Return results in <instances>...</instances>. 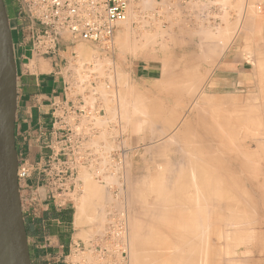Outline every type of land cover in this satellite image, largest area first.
Segmentation results:
<instances>
[{"label": "bare ground", "instance_id": "1", "mask_svg": "<svg viewBox=\"0 0 264 264\" xmlns=\"http://www.w3.org/2000/svg\"><path fill=\"white\" fill-rule=\"evenodd\" d=\"M137 1L138 0H136L135 2L137 3ZM214 1V0H213ZM219 2H220V0H218ZM222 1V0H221ZM224 1V0H223ZM229 1V0H228ZM227 1V4H229V2ZM232 1V0H231ZM241 1V2H240ZM240 1H237V2H239V3H241V5H242V7H243V3H246L245 4V8H244V11H243V13H242V18H241V11L239 12L240 13V17L239 18H241L240 19V24H239V27L236 29V31H235V35H234V37L232 38V40H231V42L230 43H228L227 44V42H225L226 40H222V37H220V39H219V36H218V34H216V33H214V30H212L213 32H211L209 35H206V36H208L209 38H208V40L210 41V43H211V45H210V43H209V45L210 46H208L206 43L207 42H209V41H207V38H205L206 39V41L204 40V38H203V42L205 43V47L204 48H207V47H209V52H208V54H209V60H210V62H209V60L207 61V64H208V62L211 64V62L213 63L215 60H217V58L220 56V52L222 51V49H224L223 50V53L221 52V56L219 57V58H221L223 55H227L228 56V53H226L227 52V50L229 49V46L231 45V43L232 42H235L238 38L239 39H243V40H245L244 38V34H243V32H240V30H246L245 31V33H247L248 34V31H249V28H250V26H252V18H253V16H255L254 14H255V12H254V10H255V8L257 9V7H256V5H255V2H254V0H248V1H246V2H243V0H240ZM3 2H4V0H3ZM134 2V1H133ZM140 2V1H139ZM154 2H155V0H142L140 3H139V6H140V4H142L143 5V9L144 10H148L149 8L150 9H152L151 8V6L154 4ZM165 2V1H164ZM225 2V1H224ZM234 3H232L231 5H233V4H235V0L233 1ZM236 2V5L238 4ZM262 2V1H261ZM136 3H132V0H131V3L129 4V6H128V10H127V16H126V18L124 19V20H122V21H117L116 23H115V29L113 30V32H112V35H111V42L110 43H108V44H94V43H90V44H92V45H94V46H96V47H99L101 50H105L104 48H106L107 50H109V51H111L112 49H114V47H115V42L114 41H116V43H117V46L119 47H116V48H118V49H120V51L123 49V48H125V47H128L129 48V46H128V40L127 39H129V37L133 34V28L131 27V23L132 22H134V21H136L137 19H138V21L142 18L143 19V15H141V13L139 14V12L141 11V9L142 8H140L138 5H136ZM158 3V2H157ZM160 3V2H159ZM5 4V3H4ZM156 4V3H155ZM193 4H194V2H193ZM224 5H226V3L224 4ZM230 5V4H229ZM229 5H228V7H229ZM236 5H234V6H236ZM239 6H240V4H238ZM5 6V5H4ZM164 6V5H163ZM140 9H139V8ZM223 7V6H222ZM242 7H239V8H241L242 9ZM234 8V7H233ZM237 9H238V7H236ZM259 8V7H258ZM235 9V8H234ZM233 9V10H234ZM260 9V8H259ZM258 9V10H259ZM157 10V9H156ZM257 10V11H258ZM262 10H264V9H262ZM151 11V10H150ZM149 11V12H150ZM256 11V10H255ZM257 11H256V13H257ZM7 12V11H6ZM147 12V11H146ZM164 12V11H163ZM223 12H225V11H223ZM262 11H260L259 13H261ZM143 13V12H142ZM161 13V12H160ZM236 13H237V11H236ZM258 13V14H259ZM144 14V13H143ZM159 14V13H158ZM162 14V13H161ZM199 14V13H198ZM207 14V13H206ZM257 14V15H258ZM18 16H19V13L17 14ZM145 15V14H144ZM150 15V14H149ZM148 15V16H149ZM153 15V14H152ZM225 15V14H224ZM223 15V16H224ZM227 15H229V14H227ZM226 15V16H227ZM238 15V14H237ZM262 15V14H261ZM8 16V15H7ZM140 16H143V17H141L140 18ZM151 16V15H150ZM207 16V15H206ZM20 18V17H19ZM146 18V17H145ZM151 18H152V16H151ZM158 18V17H157ZM169 18V17H168ZM200 18V17H199ZM260 18V17H259ZM262 18V17H261ZM8 19H9V17H8ZM22 19V18H21ZM149 19V18H148ZM147 19V20H148ZM225 19V21H227L226 19V17L224 18ZM236 19H238V18H236ZM236 19H235V21H236ZM255 19V18H254ZM145 19H143L142 20V22L144 21ZM159 20V19H158ZM207 20V19H206ZM205 20V21H206ZM232 20H234V19H232ZM231 20V21H232ZM24 21V20H23ZM150 21V20H149ZM254 21H256V20H254ZM25 22V21H24ZM137 22V21H136ZM141 21H140V25H141V23H142ZM144 22H146L147 23V21L145 20ZM144 22H143V24H144ZM156 22V21H155ZM158 22V21H157ZM237 22V21H236ZM135 23V22H134ZM133 23V24H134ZM154 23V22H153ZM137 24V23H136ZM123 25H125V32H122L121 31V28L123 27ZM148 25V24H147ZM150 25V24H149ZM207 25H209V24H207ZM212 25V24H211ZM262 25V24H261ZM142 26V25H141ZM184 26V25H183ZM224 26V25H223ZM263 26V25H262ZM159 27V26H158ZM229 28H230V25L228 26ZM139 28H141V27H139ZM216 28V27H215ZM231 28H233V27H231ZM230 28V29H231ZM252 28V27H251ZM259 28H261V27H259ZM155 29V28H154ZM162 29V28H161ZM220 29V28H219ZM228 29V28H227ZM238 29H240V30H238ZM253 29H255L254 27H253ZM264 29V28H263ZM223 30V29H222ZM256 30V29H255ZM163 31V30H162ZM203 31V30H202ZM229 31V30H228ZM259 31H261V29L259 30ZM259 31H257L258 33H259ZM264 31V30H263ZM115 32V33H114ZM198 32V31H197ZM201 32V31H200ZM199 32V33H200ZM222 31H220V33H221ZM253 32H255V31H253ZM63 34H62V36H63V38L66 40V38H65V36H68V38L70 39V43L71 42H73V41H81V40H79V39H72L71 37H69V36H71V35H69V33H67V32H62ZM148 33V32H147ZM151 33V32H150ZM155 34H156V32H154ZM160 33H162V32H160ZM187 33V32H186ZM205 33V32H204ZM223 33V32H222ZM239 33V34H238ZM257 33V34H258ZM137 34V33H136ZM224 34V33H223ZM251 34V33H250ZM260 34V33H259ZM142 35V34H141ZM144 35H146V34H144ZM152 35H154V34H152ZM151 34H150V37L152 36ZM162 35V34H161ZM227 35V34H226ZM115 36V38H116V40H114L113 41V37ZM149 36V35H148ZM159 36V35H158ZM188 36V35H187ZM200 36V35H199ZM57 37H59V36H57ZM133 37H134V35H133ZM132 37V38H133ZM145 37V36H144ZM143 37V38H144ZM153 37V36H152ZM131 38V39H132ZM154 38V37H153ZM189 38L190 37H188V41H189ZM257 38H258V36H257ZM147 39H149V37H147ZM180 39V38H179ZM183 39V38H182ZM186 39V38H185ZM135 39H132V41H134ZM152 41H153V39H151ZM181 40V39H180ZM199 40V39H198ZM202 40V39H201ZM228 40V39H227ZM240 40V41H241ZM67 41V40H66ZM148 41V40H147ZM171 41H173V40H171ZM187 41V42H188ZM190 41H192V40H190ZM196 41V40H195ZM221 41V44L224 46H222L219 42ZM247 41V40H246ZM245 41V42H246ZM84 42V41H83ZM85 42H88L89 43V41H85ZM149 42H151V41H149ZM199 42V41H198ZM261 43L263 42V40L261 39V41H260ZM43 43H45L44 41H43ZM114 43V44H113ZM140 43V42H139ZM146 42H144V44H145ZM154 43V42H153ZM172 43V42H171ZM182 43H185V42H182ZM204 43H202L203 44V46H204ZM243 43V42H242ZM247 43V42H246ZM256 43V42H255ZM258 43V42H257ZM264 43V42H263ZM45 44H47V43H45ZM79 45H78V47L76 48V49H73V51L75 50V53H74V55H73V58L75 59V61H74V63L75 64H71L73 61L71 60V62H70V69L71 68H73L74 70H76L75 71V73L78 71V70H80V69H82L83 70V68H87V70H89L90 71V73L92 74V73H100V74H102L103 72H102V70H103V68L101 67V65H100V60L98 59V60H92L91 61V56L93 55V53H92V55H91V52L94 50V47H93V50L91 49V48H89V47H86V46H84V45H81V42L80 43H78ZM132 44H133V42H132ZM143 44V45H144ZM177 44V43H176ZM179 44V43H178ZM200 44V43H199ZM248 44H250V43H248ZM162 45V44H161ZM160 44H159V46H161ZM207 45V46H206ZM222 46L221 48H220V46ZM251 45V44H250ZM258 45V44H257ZM263 45V44H262ZM134 46V45H133ZM133 46H132V48H129V49H133ZM137 46V45H136ZM138 46H140L141 47V45H138ZM138 46L137 47H134V48H138ZM167 46V45H166ZM170 46V45H169ZM244 46H245V44H244ZM251 47V46H250ZM249 46L248 47H246V48H249L248 50L249 51H247V52H250L251 53V49L252 48H250ZM115 48V49H116ZM128 48H127V50H128ZM144 48H145V45H144ZM203 48V47H202ZM244 48V47H243ZM242 48V49H243ZM114 49V50H115ZM221 49V50H220ZM262 49H263V47H262ZM97 50V49H96ZM246 50V49H245ZM205 51V50H204ZM260 51V50H259ZM113 52V51H112ZM121 52H123V51H121ZM126 52V51H125ZM124 52V53H125ZM129 52V51H128ZM206 52V51H205ZM252 52H253V50H252ZM263 52V51H262ZM262 52H260V54H261V57L260 58H263V56H262ZM96 53V52H95ZM94 53V54H95ZM107 53V52H106ZM119 53V52H118ZM264 53V52H263ZM98 54V53H97ZM200 54V53H199ZM202 54V53H201ZM205 54V53H204ZM207 54V55H208ZM252 54V53H251ZM207 55H206V57H207ZM248 55V54H247ZM247 55H245L246 57H247V60L249 59L250 60V58H248L249 56H251L250 54L247 56ZM253 55V54H252ZM257 55V54H256ZM264 55V54H263ZM94 56V55H93ZM185 56V55H184ZM199 56V55H198ZM202 56V55H201ZM254 56V55H253ZM258 58H259V56H257ZM93 58V57H92ZM95 58V57H94ZM93 58V59H94ZM98 58V57H97ZM197 58H199V57H197ZM254 57H251V59H253ZM96 59V58H95ZM107 59H108V57H107ZM106 58H105V60H107ZM178 59L179 60H181L178 64H177V62H176V64H177V66H176V64H175V66H173L174 65V63H175V61H170L171 63L172 62H174V63H165L164 64V62H163V74L165 75V78L163 79V81H167V83H169L168 81H169V79H171V77H170V75L173 73L174 74V72H178L179 73V71H181V69H182V67L185 65V63H184V61H182V59H181V57H178ZM178 59H176V60H178ZM192 59V58H191ZM190 59V60H191ZM264 59V58H263ZM186 60V59H185ZM197 60H199V59H197ZM211 60H213V61H211ZM232 60V59H231ZM254 60H256V65L257 64H259V65H257V67L258 66H260V67H256V69H255V71H254V74H253V80H254V88H255V90L256 91H251V92H247L245 95H246V100L244 101V103L246 102V105H247V107H241L244 103H240V105H239V108L237 109L236 108V104H239V103H234L233 105H232V107L231 108H233V109H231V111H233V114L232 115H235L233 118L230 116V118H228L229 119V121L230 120H234L233 121V124L232 123H230L229 122V124H231V125H228V126H226V124H224L226 127H225V129L228 131V134L230 135H232V133H230L231 131L233 132V135H234V137H232L231 139H232V141H231V139H230V137H229V135H226V134H217L216 135V132H214V130L216 129V126H219L218 124H217V122H219V121H217V120H215V121H217L216 123H214L215 121H213L214 119H218L219 118V116H220V114H218V113H220V112H216L217 114H218V116L216 117L215 116V114L213 115V118H212V116L211 115H209V117H207V116H205L204 118H205V121H204V124H202V126H201V131H202V133H201V131H200V134L198 135V134H196L198 131H196L195 132V130L197 129H195V128H192V126L194 125V123H195V120H196V122H197V118H201V108L203 109V106L204 105H206L207 103H205L206 102V98H207V96L208 95H210L213 91H214V89H216V84L214 83V79H213V76H212V74H213V71L211 72V73H208V76H206V78H204L203 77V79H202V81H201V78H200V80H199V76H197V74L199 73H197L196 75H192L191 77H190V72L188 73L189 75L188 76H186L185 78H183V76L184 75H182V78L180 77H176L177 79H175V77H174V81L172 80V82L173 83H169L170 85H168V86H166V84H165V88L162 86V87H159V91L160 92H163L162 91V89L164 90V94L166 93V91H167V93L164 95L165 97L167 96L168 97V99H169V96L171 97V98H173L172 100H174V101H176L175 102V104H177V105H179V107L181 108L180 109V113L178 114V115H181V116H179L178 117V119H177V114H175V112L174 111H176L171 105V107L174 109L173 110V112H174V114H175V117H171V116H173L174 114H173V112H172V110L170 109L169 110V112H171V116L170 115H167V114H163V112H162V115H160V111H159V108H160V106H158L157 107V109H158V113L157 114H159L160 116H158V115H156V112H155V110H156V108H152V107H155L156 106V104H155V102H152L153 100H155L156 98H153V100H152V98H150V97H154L151 93H149L148 91V95H150L149 97H148V95L146 94V96L144 95V98H146L145 100H147V99H151L150 101L154 104V106L152 105V103L151 102H149V104H150V106H149V104L147 103V101L144 103V100H143V103L144 104H146V105H144V107L143 106H141V107H143V109H144V111L141 109V112L143 113V114H146V116H147V118L145 119V115L141 118V119H137V120H139V121H142V122H144V121H147V122H149L150 124L148 125V127H149V130H151V132H150V135H151V138H153L155 135H157L156 133L158 132H156L155 133V131L157 130V128L155 127V122L156 121H158V124H159V121H162V124L164 125V123H165V127L164 126H162L161 124H159V125H161L163 128H165L166 129V122L167 121H169V122H171L170 124L172 125H170V126H168L169 128H170V130H171V128H173V125H176V127H174V131H173V133L174 132H176L177 131V133H175L174 135H173V133L171 134V135H173L171 138H173L174 139V141H175V139L176 138H178V142L181 140L180 139V137H181V132L184 130L185 131V129L186 128H190V129H192V130H194L192 133L193 134H195V135H190V136H187V138L189 137H193L194 136V138H193V143H192V141H191V138H190V144H189V147L188 148H193V147H195V148H193V149H199V151L200 150H202V152H203V154H201V155H204L205 156V158H204V156H202L204 159H203V161L201 162L200 161V158L198 159L197 157L199 156V155H196V153H193L194 152V150H193V152H192V156L194 155H196V159H197V161H196V159H195V157H194V160H193V158H192V156L190 157V156H187L191 151H192V149H191V151H190V149L188 150L187 149V151H189V153H187V152H185V154H187V155H185V158L186 159H184V157H183V159L185 160V162H188V163H190V159H191V161L193 160V161H195V162H193V166H191V167H188L187 168V172H184V170H186V167H187V165H186V163L185 162H183V163H181V164H184V165H186V167L184 168L183 166L184 165H181V167H183V168H180V167H178L177 169H176V167H177V164L175 165L176 167L174 168L175 170H173V167H171L172 169H170L169 168V172L171 173L170 175H169V177L167 178V180H165V179H162V180H165V181H162V182H155L156 184H154L153 183V181L151 182V181H149V182H151L152 183V185H154V187L155 188H153V186L151 185L150 186V183H149V185L147 184V186H148V188H149V186H150V188H153V189H151V191L150 190H144V189H146V184H145V187L143 188V185L142 184H144V182L145 183H148V182H146L147 181V179H145V181L144 180H140L139 179V182H138V177H136L137 178V182H138V184L139 185H137V186H140V181L142 182V184H141V186L142 187H138V188H143L142 190H139V192L137 191V186L135 187V188H133V190H131L132 191V194L131 195H133V194H135L136 195V197H137V193L138 194H140V193H142L143 191H146L147 193L146 194H148V192H149V194L152 192V190H154V191H158L159 193H157L158 194V196L157 197H154L153 196V198H154V200L151 202V204H149L150 202H144V200H141V204H140V206H137V205H139V203L140 202H138L137 201V203L135 202L136 201V199H138V197H140V196H138L137 198H135V196L133 197V196H131V197H133V199L134 200H131V198H129L130 199V201H132L131 203L133 204V201L135 202V204L134 205H130V207L128 206L129 205V202H128V204H127V206L126 207H129L128 209H129V211L125 208V216H123L124 217V219L123 218H121L123 221H124V223H122V224H124L125 225V230H126V232H125V230H124V232H125V234L123 233V231H122V233L124 234V236H125V238H124V236H123V234H122V236H123V240H125V242H126V247H127V252H128V254H129V256H131V258H132V264H207V262L206 261H208L210 258H212L211 257V253L210 252H212V251H209V254H210V256L208 257V253H207V251H208V248H209V250H210V248H215L216 246H221L222 244H224V242H228V244H229V246H230V244L232 245L233 244V241H232V239L234 240V242H235V239H238V238H240V237H237L238 235H240V234H242L245 238H248L249 240H247L248 241V243H250L251 242V240H253V238L255 239L256 238V236H258V234H255V236L253 235L254 233H257V232H261L260 230H258V231H256L255 230V232H252L253 231V227H251L252 225L251 224H254V222L257 220V217L260 215V213H258L257 212V216H256V211L255 210H257V211H259V212H261V211H263L264 210V207H260V208H257L258 207V203H257V207H255L254 205H253V203H255L256 201H257V199H256V196H259V200L258 201H264V190H263V186H264V183H261V181H260V183H257V178L259 177L260 178V176H258V173H260V172H262L263 170H264V168H263V170L262 169H260V167L262 168V166H264V137H263V135H262V133L264 132V131H262V130H264V126L263 127H261V129L262 130H259L260 129V126L262 125L261 123H263L260 119H262V117H264V115L263 116H261V113L262 112H264V110L261 112V113H259L258 114V112H256L255 113V115H258V118H260V119H258V120H250V116L248 115V114H246L248 111V108H249V106H251L250 108H256V107H254V105L255 106H257L258 104L260 105L261 103H260V101L262 100L263 101V105H264V98L262 99V97H264V96H262L261 97V100H259L258 99V94H256L257 95V99L259 100H257L256 99V95H255V92L256 93H258L260 90H263L264 91V89H263V87H264V75H263V71L264 70H262L263 69V67H262V65L264 64L263 62H264V60H262V59H260L259 61H258V59L256 58V59H254ZM102 61H104L103 59H102ZM193 61V60H192ZM257 61H258V63H257ZM260 61H262V63L260 62ZM90 62V64H88ZM107 62H109V61H107ZM197 62V61H196ZM199 62V61H198ZM217 63V62H216ZM254 63V62H253ZM253 63H252V65H253ZM162 64V63H161ZM198 64V63H197ZM87 65H89V66H87ZM110 65V64H109ZM114 65L115 66H113L114 68H115V72H117L116 74L118 75V73L120 72V66L117 64V63H114ZM69 66V65H68ZM111 66H112V64H111ZM215 66V65H214ZM264 66V65H263ZM107 68V67H106ZM109 68V67H108ZM111 68V67H110ZM185 68V67H184ZM69 69V70H70ZM113 69V68H112ZM203 70V69H202ZM208 70H210V69H208ZM83 71H85V70H83ZM106 71V70H105ZM205 71V70H204ZM81 73H82V71H80ZM209 72V71H208ZM79 73V72H78ZM86 73V72H85ZM121 73V72H120ZM177 73V74H178ZM207 74V73H206ZM87 75V74H86ZM110 75V74H109ZM120 75V74H119ZM122 75V74H121ZM186 75V74H185ZM79 76H81V75H79ZM87 76H89V75H87ZM176 76V75H175ZM177 76H180V75H177ZM116 77V76H115ZM119 77V76H118ZM173 77V76H172ZM73 78H75V77H73ZM117 78V77H116ZM120 78V77H119ZM124 78H125V76H124ZM112 79V78H111ZM158 79V78H157ZM123 80V79H122ZM73 81H75V80H73ZM115 81H117V80H115ZM126 81V80H125ZM157 81V80H156ZM219 81V80H218ZM113 82V81H112ZM155 82V81H154ZM171 82V81H170ZM75 83V82H74ZM122 83H123V81H122ZM163 83V82H162ZM220 83V82H219ZM129 84V83H128ZM156 84H158V81H157V83ZM191 84V85H190ZM202 84V86H201V88H199L200 90L197 92V89H198V87H199V85H201ZM221 84V83H220ZM73 85V84H72ZM102 85V84H101ZM124 85V84H123ZM136 85V84H135ZM214 85V86H213ZM227 85V84H226ZM99 86V85H98ZM134 86V85H133ZM159 86H160V84H159ZM125 87H126V85H125ZM132 87V86H131ZM156 86H154V88H155ZM168 88V90H166L167 88ZM169 87H171V89H176L177 88V92H176V94H174L173 92H172V94L173 95H171V89L169 88ZM173 87V88H172ZM176 87V88H175ZM124 88V87H123ZM122 88V91L123 90H126V89H123ZM100 89H102L101 90V96L102 97H104L103 99L105 100V97L106 98H108V96L107 95H109V93L111 92V90H110V92L108 91V92H106V91H103V88H100ZM117 89H119V88H117ZM133 89V88H132ZM143 89H145V88H143ZM88 90V89H87ZM95 90V89H94ZM97 90H98V88H97ZM139 90V89H138ZM158 90V89H157ZM169 90H170V92H169ZM223 90V89H222ZM91 91V90H90ZM93 91V90H92ZM143 91V90H142ZM158 91V92H159ZM173 91V90H172ZM176 91V90H175ZM258 91V92H257ZM99 92V91H98ZM118 92V91H117ZM117 92H116V94H117ZM197 92V93H196ZM227 92V91H226ZM89 93V92H88ZM91 93V92H90ZM93 93V92H92ZM100 93V92H99ZM111 93H113V92H111ZM131 93V92H130ZM143 93L145 94L146 92H141V95H143ZM229 93V92H228ZM227 93V94H228ZM262 93V92H261ZM71 94V93H70ZM123 94H125V92L123 93ZM129 94V93H128ZM128 94H126V96L125 97H127V95ZM223 94H224V92H223ZM73 95H75V94H73ZM77 95V94H76ZM90 95V94H89ZM111 95V94H110ZM120 95H121V93H120ZM132 95L134 96V95H136V94H133V91H132ZM219 95H221V94H219ZM261 95H264V93H262ZM260 95V96H261ZM132 96V98H137V97H141V96H135V97H133ZM163 96V95H162ZM92 97V96H91ZM95 97H96V95H95ZM94 97V98H95ZM113 97V96H112ZM117 97H119V103H118V101H117V106L119 105V107L118 108H116V110H115V107L113 106V108H114V111H115V113L113 112V111H110V110H112L113 108H112V106H110V104H107L106 106H108L109 108H111L109 111H110V114L112 113V116H113V114H115L114 116H116V118L118 117V119L117 120H119V121H122V122H124V123H128L129 121L130 122H132V121H134L133 119H130L129 118V116H128V114H130L129 113V110H132V112H135L134 114H136L137 112L138 113H140V109H139V107L140 106H138V99H137V101H136V98H135V101H136V103L137 104H133V107L131 108L130 107V105L128 106L127 104V102L125 101L124 102V100H123V98L121 99L120 98V96H117ZM122 97V96H121ZM143 97V96H142ZM142 97H141V99H142ZM167 97H166V99H167ZM210 97V96H209ZM208 97V98H209ZM217 97H218V95H217ZM216 97V98H217ZM222 97V96H221ZM143 98V99H144ZM177 98V99H176ZM207 98V99H208ZM242 98H244V97H242ZM100 99H101V97H100ZM125 99V98H124ZM140 99V100H141ZM176 99V100H175ZM210 99V98H209ZM213 99V98H212ZM223 98H220L219 97V101L220 102H222L221 100H222ZM245 99V98H244ZM102 100V99H101ZM108 100V99H107ZM110 100V99H109ZM118 100V99H117ZM125 100H127V99H125ZM134 100V99H133ZM157 100H159V98L157 99ZM156 100V101H157ZM217 100V99H216ZM249 100H252L251 102H249ZM254 100H256L257 102H258V104H254V103H257L256 101L254 102ZM16 101V100H15ZM94 101V100H93ZM92 101V102H93ZM111 101V100H110ZM113 101V100H112ZM129 101V100H128ZM135 101H134V103H135ZM208 101V100H207ZM106 101H104V103H105ZM108 102V101H107ZM116 102V101H115ZM160 102V101H159ZM158 102V103H159ZM164 102V101H163ZM214 102V101H213ZM212 102V103H213ZM219 102V103H220ZM78 103V102H77ZM110 103V102H109ZM127 103V104H126ZM141 103V102H140ZM139 103V104H140ZM157 103V102H156ZM158 103H157V105H158ZM161 103V102H160ZM174 103V102H173ZM209 103V102H208ZM218 103V104H219ZM106 104V103H105ZM112 104V103H111ZM163 104V103H162ZM161 104V107L162 106H164V104H165V106H167V103H165L164 102V104L162 105ZM249 104H251V105H249ZM113 105V104H112ZM140 105H142V104H140ZM149 107H151V105H152V107L149 109L148 108V106ZM176 105V106H177ZM207 105H209L210 106V104H207ZM215 105V104H214ZM217 105V104H216ZM220 105V108L218 107V110L217 111H222L223 112V109H221L222 108V104L220 103L219 104ZM230 105V104H229ZM234 105H235V108H234ZM245 105V104H244ZM243 105V106H244ZM257 106V109H253L254 111L256 110V111H261V110H259L260 109V107L261 106ZM262 105V104H261ZM218 106V105H217ZM216 106V107H217ZM128 107H130L131 109H129ZM206 107V106H205ZM212 107V106H211ZM226 105H225V107H224V105H223V108H225V110H228V109H226ZM72 108V107H71ZM147 108L149 109V110H147ZM163 108V107H162ZM161 108V109H162ZM165 108L166 107H164V111H165ZM168 108V107H167ZM167 108H166V110H167ZM244 108V109H243ZM261 108H263V107H261ZM74 109V108H73ZM208 109L210 110V107H208ZM217 109V108H216ZM221 109V110H220ZM235 109V110H234ZM237 109V110H236ZM264 109V108H263ZM71 110V109H70ZM76 110H77V108H76ZM82 110V109H81ZM84 110V109H83ZM239 110V111H238ZM241 110V111H240ZM252 109H249V111H251L249 114H252V113H254V111H253ZM147 111V112H146ZM161 111H163V109L161 110ZM230 111V112H231ZM245 111H246V113H245ZM70 112H72V110L70 111ZM166 112V111H165ZM168 112V111H167ZM178 112V111H177ZM176 112V113H177ZM213 112H215V110L213 111ZM228 112V111H227ZM229 112V113H230ZM239 114H241V113H245L246 115H241V117H239L240 116V114H239V116L238 117H236L237 115V113ZM73 113H74V111H73ZM223 113H225V112H223ZM223 113H221V115L223 116ZM236 113V114H235ZM109 114V115H110ZM133 114V113H132ZM131 114V117L133 116ZM143 114H140V116L141 115H143ZM169 114V113H168ZM198 114H200V115H198ZM205 114V113H204ZM210 114H211V112H210ZM264 114V113H263ZM108 115V114H107ZM106 115V116H107ZM227 115V114H226ZM231 115V114H230ZM248 115V116H247ZM253 115V114H252ZM259 115H260V117H259ZM67 116V115H66ZM69 116V115H68ZM67 116V117H68ZM135 116V115H134ZM170 116V117H169ZM198 116V117H197ZM242 116H244V117H242ZM245 116H247V117H245ZM73 117V116H72ZM169 117V118H168ZM203 117V116H202ZM206 117H207V119L208 118H211V119H208V122H210L209 124H207L206 125V123H208L207 122V119H206ZM221 117V116H220ZM225 117V116H224ZM252 117V116H251ZM70 117H68V120H70L69 119ZM97 118V117H96ZM102 118V117H101ZM106 118V117H105ZM110 119H111V117H109ZM113 118V117H112ZM199 118V119H200ZM236 120H235V119ZM249 118V119H248ZM254 118H255V116H254ZM78 119V118H77ZM95 119V118H94ZM107 119H108V116H107ZM107 119H103V120H101L102 122L104 121V120H107ZM114 119V118H113ZM170 119V120H169ZM222 119V120H221ZM219 118V120L221 121V123H222V121H225V120H223V118ZM225 119H226V117H225ZM251 119H253V117L251 118ZM72 120V119H71ZM109 120V119H108ZM108 120H107V122H108ZM135 120H136V118H135ZM163 120L165 121V122H163ZM263 120H264V118H263ZM73 121V120H72ZM101 121H100V124H101ZM110 121V120H109ZM112 121V120H111ZM115 121H116V119H115ZM114 121V122H115ZM201 122H203V120H200ZM226 121H227V119H226ZM237 121H239V122H241V123H239V122H237ZM253 121V122H252ZM259 121V122H258ZM261 121V122H260ZM113 122V121H112ZM121 122V123H122ZM256 122H258V125H255V124H257ZM72 123V122H71ZM82 123V122H81ZM198 123V122H197ZM200 123V122H199ZM235 123H239V124H241L240 126L242 127V123L243 124H245V128L247 129V127L250 129L249 131H245L244 129V125H243V127L242 128H244V129H242V131H245V132H247V134H248V132H250V131H253V133L255 132V133H257V132H261L260 134L262 135V137H261V135L258 133V138H256L257 140L256 141H254L253 143H252V145H253V147H251L250 149H254V150H252V151H248V150H246L247 152L245 153V150H241V149H243V148H236V147H238V146H236V147H234V150H238L239 149V151H240V154H242V152L244 151V155H243V157L242 158H244V160H240L242 163L240 164V162H238V165L240 164V168H238V169H241L240 171H243L244 169V171H245V173L246 172H249V173H246V175L248 176V177H250V186H249V184H247L248 186L247 187H244L245 186V184H242V182H240L241 180H239V179H243V178H241V175H242V173L244 172H242L241 174L240 173H237L239 170L237 169V167H236V165L237 164H235V162L237 161V159L236 160H234L235 158H237L238 156L236 155V154H238V153H236L235 154V152H237V150L236 151H234V154L233 153H231L232 151H233V149H230V146L229 145H231L232 147L231 148H233V146H235V145H237V141H239L238 140V136L240 135L239 134V131L238 130H240V126L239 125H237V128L236 127H234L235 126ZM260 123V124H259ZM82 124H84V123H82ZM114 124V126H115V123H113ZM117 124V123H116ZM120 124V123H119ZM216 126H215V125ZM253 124V125H252ZM72 125V124H71ZM75 125H76V123H75ZM81 125V124H80ZM79 125V126H80ZM94 125V124H93ZM97 125V124H96ZM107 125V124H106ZM125 125H127V124H125ZM124 125V126H125ZM138 126H136V128L134 129L135 131H141L142 130V127H141V125L140 124H137ZM223 125V123L221 124V127L222 126H224ZM233 125V126H232ZM247 125V126H246ZM252 125V127L254 126V127H256L257 126V128H256V131H254L255 129H254V127H253V129L250 127ZM91 126V125H90ZM105 126V124L103 125V127ZM120 126V125H119ZM122 126V125H121ZM120 126V127H121ZM199 126V125H198ZM211 126H214V128H210ZM76 126H74L73 128H75ZM81 127H82V125H81ZM80 127V128H81ZM126 127H128V126H126ZM126 127H123L122 126V131L123 130H125L126 129ZM162 127H160V128H162ZM197 127V126H196ZM221 127H219L220 128V131L219 132H221V130H225V129H222ZM77 128H79V127H76L75 129H77ZM155 128H156V130H155ZM162 128V129H163ZM200 128V127H199ZM198 128V129H199ZM219 128H217V129H219ZM224 128V127H223ZM259 128V129H258ZM175 129H176V131H175ZM190 129H186V132H188ZM213 129V130H212ZM217 129H216V131H217ZM252 129V130H251ZM257 129L259 130V131H257ZM94 130V129H93ZM105 130V129H104ZM117 130V129H116ZM120 130V129H119ZM120 130V131H121ZM127 130V129H126ZM188 130V131H187ZM248 130V129H247ZM77 131V130H76ZM76 131H75V133H76ZM97 131V130H96ZM119 131V132H120ZM162 131H164V130H162ZM168 130H166V132H167ZM217 131V132H218ZM79 132V131H78ZM86 132V131H85ZM88 132H89V130H88ZM116 132H118V131H116ZM165 132V131H164ZM169 132V131H168ZM171 132H172V130H171ZM186 132H182L183 133V136L185 135L184 133H186ZM190 132V131H189ZM204 132V133H203ZM224 132V131H223ZM241 132V131H240ZM80 133V132H79ZM78 133V134H79ZM104 133V132H103ZM160 133V132H159ZM252 132H250V134H251ZM252 133V134H253ZM118 134V133H117ZM190 134H191V132H190ZM243 134H245V135H243ZM83 135V134H82ZM85 135H87V134H85ZM97 135H99V134H97ZM100 135L102 136V134L100 133ZM149 135V136H150ZM170 135V136H171ZM196 135H198V136H196ZM219 135V136H218ZM255 136H257V134H254ZM254 135H248V137L249 138H254V137H252V136H254ZM81 136V135H80ZM84 136V135H83ZM158 137H159V134L157 135ZM178 136V137H177ZM220 136H222V137H220ZM228 136V137H227ZM242 136L244 137V136H246L245 138L247 139L248 137H247V135H246V133H242ZM241 136V138H243ZM73 137V136H72ZM104 137V136H103ZM161 137V136H160ZM195 137L197 138V139H195ZM93 138H94V136H93ZM124 138V137H123ZM157 138V137H156ZM156 138H154L155 140H156ZM163 138H164V140H166V137H164L163 136ZM162 138V139H163ZM167 138H169V135H168V137ZM170 138V139H171ZM186 138V139H187ZM74 139V138H73ZM78 139V138H77ZM101 139V138H100ZM170 139H167L168 141L170 140ZM172 139V140H173ZM180 139V140H179ZM230 139V140H229ZM240 139V138H239ZM93 140V139H92ZM94 140H95V138H94ZM93 140V141H94ZM122 140V139H121ZM172 140L170 141L171 143H172ZM188 140V139H187ZM195 140H197V142H195ZM241 140H243V139H241ZM255 140V139H254ZM74 141H76V140H74ZM73 141V142H74ZM81 141V140H80ZM87 141H91V140H87ZM93 141H91V142H93ZM96 141V140H95ZM123 141V140H122ZM159 141H161V140H159ZM176 141H177V139H176ZM175 141V142H176ZM107 142V141H106ZM111 142V141H110ZM155 142V141H154ZM165 142H167V141H165ZM170 142H167V144L169 143V144H171ZM232 142V143H231ZM75 143V142H74ZM73 143V144H74ZM182 143V142H181ZM186 143H188V142H186ZM230 143V144H229ZM239 143L241 144V142L239 141ZM245 143V142H244ZM248 143V142H247ZM72 144V143H71ZM174 144V143H173ZM229 144V145H228ZM76 145V144H75ZM96 145V144H95ZM99 145H100V143H99ZM98 145V146H99ZM110 145V144H109ZM144 145V144H143ZM148 145V144H147ZM146 145V146H147ZM182 145H184L183 143H182ZM185 145H187V144H185ZM185 145H184V148H185ZM243 145V144H242ZM248 145V144H247ZM97 146V145H96ZM125 146V145H124ZM123 146V147H124ZM146 146H143V147H146ZM179 147H178V149H179V152H181V151H183V150H185L184 148L183 149H181L182 147L180 146V145H178ZM191 146H193V147H191ZM74 147V146H73ZM72 147V148H73ZM117 147V146H116ZM199 147H201V149L199 148ZM118 148V147H117ZM176 148V147H175ZM236 148V149H235ZM96 149V148H95ZM125 149V148H124ZM123 149V150H124ZM177 149V150H178ZM245 149V148H244ZM248 149H249V147H248ZM88 150V149H87ZM117 150V149H116ZM173 150V149H172ZM176 150V149H175ZM176 150V151H177ZM181 150V151H180ZM73 150L71 149L70 150V152H72ZM77 151V150H76ZM75 151V152H76ZM81 151V150H80ZM126 151V150H125ZM144 151V149L142 150V152ZM170 151V150H169ZM186 151V150H185ZM197 151V150H196ZM195 151V152H196ZM198 151V152H199ZM229 151H231L230 153L231 154H233V156L235 155V156H237V157H235V158H233V156H232V160H233V163L235 164V168H234V165H232V163L231 164H229V162L231 161H229L228 162V165H226L225 164V158H227V157H225L224 159H223V157H220L221 155H224L223 153L224 152H228L229 153ZM238 151V152H239ZM242 151V152H241ZM90 152V151H89ZM94 152V151H93ZM149 152V146L148 147H146L145 148V153H143V157H145V155L147 154ZM175 152V151H174ZM178 152V151H177ZM184 152V151H183ZM201 152V153H202ZM88 153V152H87ZM76 154H77V152H76ZM82 154V153H81ZM150 154V153H149ZM181 155H182V153H180ZM197 154H200V153H197ZM230 154V155H231ZM75 155V154H74ZM79 155V154H78ZM85 155V154H84ZM89 155V154H88ZM98 155V154H97ZM119 155V154H118ZM179 155V154H178ZM189 155H191V154H189ZM242 155H240V157L242 156ZM18 156V155H17ZM123 156H124V154H123ZM142 156V155H141ZM148 156V155H147ZM146 156V157H147ZM183 156H184V154H183ZM187 156V157H186ZM226 156H227V154H226ZM228 156H229V154H228ZM82 157V156H81ZM84 157V156H83ZM86 157V156H85ZM96 157V156H95ZM137 157H140L139 155L137 156L136 155V158L134 157V156H132V158H131V156H127L126 158H125V160H126V162H127V169L129 170V167H128V164L129 163H131L132 161V159H133V161H137ZM145 157V158H146ZM149 157V156H148ZM78 158H79V156H78ZM124 158V157H123ZM178 158V157H177ZM182 157H180V159H181ZM187 158L189 159V161H186L187 160ZM229 158V157H228ZM227 158V159H228ZM230 158H231V156H230ZM239 158V157H238ZM85 159V158H84ZM88 159V158H87ZM183 159H182V161H183ZM241 159V158H240ZM62 160V159H61ZM169 160V159H168ZM201 160H202V158H201ZM222 160H223V162H222ZM229 160V159H228ZM227 160V161H228ZM65 161H67V163H70V161L69 160H65ZM89 161H90V156H89ZM108 161V160H107ZM181 161V160H180ZM180 161H178L179 163H180ZM198 161H200V163H197ZM239 161V160H238ZM46 162V161H45ZM100 162V161H99ZM167 162V161H166ZM232 162V161H231ZM134 163V162H133ZM137 163V162H136ZM170 163V162H169ZM173 163H175V162H172V164ZM177 163V162H176ZM71 164V163H70ZM75 164H78V161L75 163ZM135 164V163H134ZM165 164V163H164ZM213 164H218V166L217 167H213L212 165ZM247 164H249V166L250 167H246V165ZM119 165V164H118ZM126 165H124V166H126ZM174 165V164H173ZM180 165V164H179ZM189 165V164H188ZM191 165H192V163H191ZM210 165L212 166V167H210ZM89 166V165H88ZM115 166V165H114ZM190 166V165H189ZM231 166V167H230ZM248 166V165H247ZM80 167H81V165H80ZM79 167V168H80ZM118 167V166H117ZM239 167V166H238ZM18 165H17V171H16V175H17V179H18V174H17V172H18ZM79 168H78V170H79ZM106 168V167H105ZM258 168H259V170H258ZM97 169V168H96ZM107 169V168H106ZM127 169H126V171H127ZM214 169V170H213ZM216 169V170H215ZM257 169V170H256ZM81 170V169H80ZM105 169H103V171H104ZM119 170V169H118ZM174 171V172H171V171ZM233 170H236V174H234L235 172H233ZM249 170H251V171H249ZM261 170V171H260ZM97 171V170H96ZM107 171V170H106ZM167 171V170H166ZM167 171V172H168ZM189 171V172H188ZM256 171H259L257 174L255 173ZM75 172H76V170H75V166L73 165L72 166V181H73V185H72V188L70 189V191L71 192H73V190H74V188H75V185H78L77 183H76V181H75V176L77 177V172H76V175H75ZM84 172V171H83ZM87 172V171H86ZM129 172V171H128ZM251 172V173H250ZM79 173V172H78ZM88 173V172H87ZM136 173V172H135ZM134 173V174H135ZM159 173H162L163 175H164V171L163 170H159L158 171V174ZM186 173H188V174H186ZM190 173V174H189ZM121 174V173H120ZM128 174V173H127ZM130 174V173H129ZM129 174L127 175L128 177L127 178H130L129 177ZM134 174L132 173V176L133 177H135L134 176ZM139 174H141V178L142 179H144L145 178V176L144 175H147L146 173H143L144 175H142V173H139ZM169 174V173H168ZM237 174L238 175H240L239 176V179L237 178L238 176H237ZM256 174V175H255ZM262 174V173H261ZM75 175V176H74ZM82 175V174H81ZM97 175V174H96ZM104 175V174H103ZM110 175V174H109ZM137 175H138V173H137ZM163 175H158L159 177H157V178H159L158 180H160L161 178H163L162 176ZM262 175H264V172H263V174ZM79 176V175H78ZM132 176H131V178H132ZM139 176V175H138ZM143 176H144V178H143ZM148 176V175H147ZM237 176V177H236ZM255 176H257V178H255ZM247 177V178H248ZM79 178V177H78ZM87 178H88V176H87ZM87 178H85L84 177V179H86V180H89V179H87ZM125 178V177H124ZM130 178V179H131ZM232 178V179H231ZM233 178H234V180L236 179L237 180V183H236V181L235 182H233L234 180H233ZM247 178H246V180H247ZM126 179V178H125ZM134 179V178H133ZM133 179H132V183L135 181V179H134V181H133ZM183 179H186L187 181H183ZM262 179H264V176L262 177ZM19 180V179H18ZM85 180V181H86ZM103 180V179H102ZM231 180V181H230ZM233 180V181H232ZM238 180H239V182H238ZM244 180V179H243ZM95 181V180H94ZM135 181V182H136ZM248 181V180H247ZM43 182H45L44 181V179H42L41 180V184L43 183ZM93 182V181H92ZM92 182H87V188L85 189V192H84V194H83V196L78 200V202H76L75 203V214H74V227L76 228V236L77 235H83V233H85L84 232V228L83 227H85V224H87V223H90L91 225L93 224V223H95V222H99V221H101V217H103V209H104V207H103V205L100 203V200H101V195H94V194H98V193H100V190H99V188H100V185L99 184H92ZM109 182V181H108ZM126 182H129L128 180H126ZM134 182V183H135ZM244 182V181H243ZM86 183V182H85ZM97 183H99V182H97ZM130 183L131 182H129V184L127 185V187H129V185H130ZM132 183H131V185H130V187H133L134 186V184H133V186H132ZM233 183V184H232ZM234 183H236V184H234ZM112 184V183H111ZM137 184V183H136ZM18 185H19V183H18ZM83 185V184H82ZM99 185V186H98ZM102 185H104V184H102ZM121 185V184H120ZM119 185V186H120ZM156 185H157V187H156ZM42 186V185H41ZM126 186V185H125ZM230 186H232V188L234 187L235 189H230ZM102 187V186H101ZM83 188V187H82ZM84 188H85V186H84ZM104 188V187H103ZM102 188V189H103ZM120 188V187H119ZM118 188V189H119ZM245 188H250V190L248 189V191L249 192H246L245 191ZM132 189V188H131ZM127 190H128V188H127ZM129 192V191H128ZM104 193V192H103ZM145 193V192H144ZM154 193H156V192H154ZM19 194H20V192H19ZM93 194V195H92ZM160 194V195H159ZM247 196H246V195ZM106 195V194H105ZM122 195V194H121ZM142 195H144L143 193H142ZM92 196V197H91ZM76 197V196H75ZM93 197H97L98 198V200H99V197H100V200H99V203L101 204H96V202L98 201L97 199L95 200L94 199V201H92L93 200ZM103 199H104V197H103ZM107 199V198H106ZM114 199V198H113ZM142 199H144L143 197H142ZM112 200V199H111ZM125 200V199H124ZM139 200V199H138ZM102 201V200H101ZM128 201V199L127 200H125V202H127ZM140 201V200H139ZM109 202V201H108ZM121 202H122V200H121ZM242 202H243V204H242ZM246 202H247V205H248V207H250V208H248L246 205L244 206V204H246ZM250 202V203H249ZM252 202V203H251ZM20 203H21V209H22V213H23V210H24V208H23V205H22V196H20ZM249 203V204H248ZM263 204V203H262ZM261 204V205H262ZM118 205V204H117ZM120 205V204H119ZM136 205V206H135ZM243 205V206H242ZM250 205V206H249ZM254 207H253V206ZM105 206V205H104ZM112 206H114V204L112 205ZM121 206V208H122V205H120ZM135 206V207H134ZM264 206V205H263ZM120 208V207H119ZM117 209H118V207H117ZM263 209V210H262ZM111 210V209H110ZM122 211V210H121ZM124 211V210H123ZM251 211H255V212H251ZM118 212V211H117ZM144 212V213H143ZM123 213V212H122ZM252 213V215H250ZM121 214V213H120ZM120 214H117L118 216H120ZM174 215L175 216V218L174 219H172V221H169V219H170V217H171V215ZM255 214V215H254ZM259 214V215H258ZM261 214L263 215V218H262V216H261V218L264 220V212L262 213L261 212ZM123 215V214H122ZM122 215L120 216V217H122ZM117 216V217H118ZM256 217V218H255ZM110 218V217H109ZM113 218V217H112ZM252 218H253V220H252ZM256 220H255V219ZM114 219V218H113ZM259 219V218H258ZM251 220V221H250ZM102 221H103V219H102ZM109 221V220H108ZM119 221H121L120 219H119ZM123 221H121V222H123ZM260 221V220H259ZM257 222H258V220H257ZM257 222H255L256 224H258ZM114 223V222H113ZM116 223V222H115ZM250 223V224H249ZM121 224V223H120ZM261 224V223H260ZM259 224V225H260ZM94 225V224H93ZM124 225H121V227H123ZM257 226V225H253V226H257V227H259V229H261L260 228V226ZM96 226H97V224H96ZM108 227V226H107ZM114 227V226H113ZM251 227V228H250ZM256 227V228H257ZM96 228V227H95ZM253 228V229H252ZM86 229H87V227H86ZM90 229V228H89ZM110 229H112V228H110ZM115 229V228H114ZM118 229V228H117ZM251 229H252V231H251ZM116 230V229H115ZM217 231V232H216ZM250 231H251V233H253L252 235H251V233H250ZM103 232V231H102ZM101 231H100V233H102ZM117 232V231H116ZM104 233H106V232H104ZM115 233V232H114ZM119 233V232H118ZM246 233H250V236L251 237H253L251 240H250V237H248V234H246V236H245V234ZM103 234V233H102ZM119 234H121V233H119ZM91 235V234H90ZM84 236V235H83ZM86 236V235H85ZM84 236V237H85ZM98 236H100V235H98ZM242 236V237H243ZM112 237V236H111ZM224 237V238H223ZM235 237H237V238H235ZM241 237V238H242ZM243 237V238H244ZM120 238L122 239V237L120 236ZM120 238H119V240H120ZM83 239V238H82ZM117 239V238H116ZM220 239H226L227 241H224L221 245H219V243L217 244V242H219L218 240H220ZM123 240L121 241V242H123ZM246 240V239H245ZM244 240V241H245ZM83 241V240H82ZM85 241H86V239H85ZM231 241V242H230ZM238 241H239V239H238ZM242 241L243 243H244V245H245V242H247V241ZM88 242V241H87ZM87 242H83V244H86ZM94 242V241H93ZM118 242V241H117ZM125 242H123V244H125ZM236 242H237V240H236ZM240 242H241V240H240ZM240 242H237V243H240ZM75 243V242H74ZM78 243V242H77ZM76 243V244H77ZM119 243V242H118ZM236 243V244H237ZM79 244V243H78ZM90 244V243H89ZM215 244H216V246H215ZM236 244H235V248L237 247L236 246ZM240 244H242V243H240ZM226 245V243L224 244V247H229V246H225ZM234 245V244H233ZM238 246H239V244H237ZM84 246V250L82 251V253H81V255H79V256H76V257H79V264H90L91 263V260H92V262L94 261L93 260V258H91V255H90V251H91V248L88 250V254L87 253H85L84 251L86 250L85 248V245H83ZM94 247V246H93ZM122 247V246H121ZM124 247H125V245H124ZM80 247H78V249H79ZM225 248V249H226ZM232 248V247H231ZM93 249V248H92ZM122 249V248H121ZM120 249V250H121ZM218 249V248H217ZM224 248H223V251L225 250ZM101 250V249H100ZM219 250V249H218ZM247 250V249H246ZM76 251H79V250H77V247H76ZM93 251H94V249H93ZM216 251V253H218L217 252V250H215ZM214 251V252H215ZM81 252V251H80ZM79 252V253H80ZM84 252V253H83ZM220 252H221V249H220ZM225 252H226V250H225ZM241 252H243V251H241ZM248 252H249V250H248ZM78 253V252H77ZM76 253V254H77ZM94 253V252H93ZM125 253V252H124ZM213 253V252H212ZM215 253V254H216ZM227 253V252H226ZM225 253V254H226ZM228 253H229V251H228ZM246 253V252H245ZM252 253V252H251ZM91 254H92V252H91ZM117 254V253H116ZM126 254V253H125ZM214 253H213V257H221L220 256V254H219V256L217 255H215ZM223 254H224V252H223ZM224 254V255H225ZM231 254H233V252H231ZM238 254V251L237 250H235V252H234V256L235 255H237ZM243 254H244V252H243ZM242 254V255H243ZM97 255V254H96ZM127 255V254H126ZM215 255V256H214ZM230 255V254H229ZM242 255L240 256V254H239V258H235V259H233L232 261H234V260H236V264H241V262H244L245 260H247L246 262H245V264H253V263H255V262H253V263H251L250 261H248L249 260V258L251 259L252 257H249V256H247V254H244L245 255V258L246 257H249L248 259H245V260H243V261H240L239 259H240V257H242ZM95 256V255H94ZM98 256V255H97ZM122 256H124V255H122ZM128 256V255H127ZM66 257V256H65ZM225 257V256H224ZM108 258H110L109 256H108ZM127 258H129V257H127ZM207 258H209L208 260H207ZM219 258H217L218 259V261H217V259H215L214 258V262H216V263H214V264H217V262H219ZM226 259H227V257H225ZM232 258H233V256H232ZM232 258H228V259H232ZM244 258V257H243ZM85 259L86 260H88V262L90 261V263H88L87 261H85ZM96 259L98 260V259H100L99 257H96ZM103 259V257L100 259V260H102ZM116 259V258H115ZM121 259V258H120ZM130 259V258H129ZM242 259V258H241ZM97 260H95L94 262H97ZM107 260V259H106ZM122 260H124V259H122ZM121 260V261H122ZM216 260V261H215ZM82 261V262H81ZM104 261V260H103ZM120 261V262H121ZM127 261V260H126ZM129 261H131V260H129ZM221 261V260H220ZM228 261V260H227ZM230 262H228V264L230 263V264H234L231 260H229ZM253 261V260H252ZM128 262V261H127ZM213 261H211V263H212ZM224 262H225V260H224ZM235 262V261H234ZM240 262V263H239ZM102 263V262H101ZM210 262L208 261V264H209ZM92 264V263H91ZM98 264V263H97ZM118 264V263H117ZM122 264H125V263H123L122 262ZM243 264V263H242Z\"/></svg>", "mask_w": 264, "mask_h": 264}, {"label": "rangeland", "instance_id": "2", "mask_svg": "<svg viewBox=\"0 0 264 264\" xmlns=\"http://www.w3.org/2000/svg\"><path fill=\"white\" fill-rule=\"evenodd\" d=\"M10 1H12V2H14L13 0H10ZM134 1V2H133ZM136 0H132V3L134 4V3H136L135 2ZM142 1V0H138L137 1V3H136V5H138L139 6V3ZM165 1V2H164ZM225 1V2H224ZM220 0V2L218 1V0H155V2H154V4L151 6V8L152 9H146V10H144L143 9V5L142 4H140V8H142L141 9V11L139 12V14L141 13V15H143V16H140V18L141 17H143V19H145L146 21H147V23L146 22H144V24H143V22H142V18L138 21V19L136 20V21H134V22H132L131 23V27L133 28L132 30H133V34L129 37V39H127L128 40V46H129V48H132V46H133V49H129L128 47H125V48H123L121 51H123V52H121L120 51V49H118L119 47L117 46V43H116V41H114V40H116V38H115V36L113 37V41L115 42V47H114V49L116 48V47H118V48H116L115 50L114 49H112L111 51H109V50H107L106 48H104L105 50L103 51V50H101L99 47H96V46H94V45H92V44H90V43H88V42H83V41H73V43L74 44H76V43H80L81 42V45H84V46H86V47H89V48H91L92 50H93V47H94V50L91 52V55H92V53H93V55L91 56V61L92 60H100L101 62H100V65H101V67L103 68V70H102V74H100V73H90V71L89 70H87V68H83V70H85V71H83L82 69H80V70H78L76 73H75V71L76 70H74L73 68H71L70 69V71H71V90H73V91H71V93L72 94H77L78 96H81L83 99H84V97L86 96V95H89V97L90 98H92L93 99V96L95 95V94H99L100 96L102 95L101 94V90L102 89H100V88H103V91H106V92H110V90H111V92H113V93H109V95H107L108 96V98H106L105 97V100L106 101H108V102H111L112 104H113V106L117 103V101H118V103H119V97H117V96H120V98L122 99L123 97L125 98V99H127V100H125L124 98H123V100H124V102L126 101L127 103V105L129 106L130 104V107L132 108L133 107V104H137L136 103V101H137V99H138V106H140L139 107V109L141 108L143 111H144V109H143V107H144V105H146L147 103L149 104V102H151L152 100H153V98H156L155 100H153L152 102H155V104H156V106L155 107H152V105L154 106V104L152 103V105H151V107L154 109V108H156V110H155V112H156V115H158V116H160V115H162V112H163V114L165 113V114H167V115H170L171 116V112H169V110L171 109L172 110V112H173V110L175 109L176 111H174L175 112V114H177V119H178V117L179 116H181V115H178L179 113H180V107H179V105H177V104H175V102L176 101H174V100H172L173 98H171L170 96H169V99H168V97H167V99H166V97L164 96L166 93H167V91H166V93L164 94V90L162 89V91L163 92H160L159 90V86H156L155 88L154 87H152V86H148V87H145V86H142V87H140V86H138L137 84L135 85V84H131V82H129L128 81V75H127V73H125L124 71H122L121 70V68H120V72L118 73V75L116 74L117 72H115L116 70H115V68L113 67V66H115L114 65V63H116L115 62V60H113V56L114 57H118V58H120V57H131V56H133V57H137V58H142V59H151V58H156V59H158L159 60V62H162V64H163V62H164V64L165 63H169L170 61H175L178 57H183L184 55L186 56V55H192V57H195V59H192L191 61H190V63H189V59H183L182 61H184V63H185V65L182 67V69H181V71H179V73L178 72H174V74L172 73L171 75H170V77H171V79H174V77H175V79H177L176 77H181L182 78V75H184L183 76V78H185L186 76H188L189 74H191V75H196L198 72V74H197V76H199V80H200V78H201V81H202V79H203V77L204 78H206V76H208V73H211L212 71H213V73H214V71L215 70H218V69H221L222 67H223V65L225 64L223 61H229V60H231L232 59V61H233V63H231V67H230V69H233V70H235V71H237L238 69H240V70H248V72H249V83L248 84H246V85H244V86H232L231 85V87H226V88H223L222 86H215L216 87V89H214V91L210 94V95H208L207 96V98H206V102L205 103H207V104H210V106L209 105H204L203 106V109L201 108V115L203 116H201V118L199 119V118H197V122H196V120H195V123H194V125L192 126V128H197L196 130H195V132L196 131H198L196 134H200V131H201V126H202V124H204V121H205V116H207V117H209V115H211L212 116V118H213V115L215 114V116L217 117L218 116V114H220V116H219V118L221 119V118H223V120H225V121H222V123H223V125L224 124H226V126H228V125H231V124H229V122L230 123H232L233 124V121L232 120H230L229 121V119L228 118H230V116L232 117H234L235 115H232L233 114V111H231V109H233V108H231L232 107V105L235 103H239V104H236V108L238 107L239 108V105H240V103H244V101L246 100V93L248 92H253V91H256L255 90V88H254V80H253V74H254V71H255V69H256V67H257V65H259V64H257L256 65V60H254V59H258V61L260 60V59H262V60H264L263 58H264V10H262V9H264V0H254V2H255V5H256V7H257V9L255 8V10L257 11L259 8V10L257 11V13H256V11L254 10V12H255V16H253V18H252V26H250V28H249V31H248V34L247 33H245V29L242 31V30H240V29H238V30H240V32H243V34H244V39L245 40H241V39H237L235 42H232L231 43V45L229 46V49L227 50V52L226 53H228V56L227 55H223L221 58H219L222 54H221V52L223 53V50L224 49H222V51L220 52V56L217 58V60H215L213 63L211 62V64L209 63L210 62V60H209V54H208V52L210 51L209 50V47H207V48H204L205 47V43L203 42L204 40L206 41V39L205 38H207V41H209L208 40V36H206V35H209L211 32H213L212 30H214V33H216V34H218V36H219V39H220V37H222V40L224 41V40H226L225 42H227V44L228 43H230L231 42V40H232V38L234 37V35H235V31H236V29L239 27V24H240V19L242 18V13H243V11H244V8H245V4L246 3H243V7H242V5H241V3H239V2H237V1H240V0H235V4H233V5H231L232 3H234L233 1L234 0ZM227 1L229 2V4H227ZM246 1H248V0H243V2H246ZM262 1V2H261ZM158 2V3H157ZM160 2V3H159ZM193 2H194V4H193ZM236 2L238 3V4H240V6L237 4L236 5ZM241 2V1H240ZM249 2V1H248ZM15 3V2H14ZM156 3V4H155ZM226 3V5H224ZM15 5H16V14H18V12H17V4L15 3ZM135 5V4H134ZM164 5V6H163ZM228 5H229V7H228ZM234 5H236V6H234ZM223 6V7H222ZM138 7V8H139ZM235 9H234V8ZM236 7H238V9L236 8ZM239 7H242V9L241 8H239ZM259 7V8H258ZM139 8V9H140ZM157 9V10H156ZM234 9V10H233ZM151 10V11H150ZM241 11V18H239L240 16V11ZM147 11V12H146ZM150 11V12H149ZM164 11V12H163ZM223 11H225V12H223ZM236 11H237V13H236ZM260 11H262L261 13H259ZM145 14H143V13ZM162 14H161V13ZM159 13V14H158ZM199 13V14H198ZM207 13V14H206ZM259 13V14H258ZM152 16V18H151V16ZM153 14V15H152ZM225 14V15H224ZM227 14H229V15H227ZM238 14V15H237ZM258 14V15H257ZM262 14V15H261ZM149 15V16H148ZM207 15V16H206ZM224 15V16H223ZM227 15V16H226ZM18 17H20V18H22V20H24V21H26V17L25 16H23V15H20L19 14V16ZM146 17V18H145ZM158 17V18H157ZM169 17V18H168ZM200 17V18H199ZM227 18L226 20L227 21H225V19L224 18ZM260 17V18H259ZM262 17V18H261ZM149 18V19H148ZM236 18H238V19H236ZM255 18V19H254ZM148 19V20H147ZM159 19V20H158ZM207 19V20H206ZM232 19H234V20H232ZM235 19H236V21H235ZM150 20V21H149ZM206 20V21H205ZM232 20V21H231ZM254 20H256V21H254ZM140 21L142 22L141 23V25H140ZM156 21V22H155ZM158 21V22H157ZM154 22V23H153ZM134 23V24H133ZM137 23V24H136ZM148 24V25H147ZM150 24V25H149ZM207 24H209V25H207ZM212 24V25H211ZM263 26H262V25ZM184 25V26H183ZM224 25V26H223ZM230 25V28L231 27H233V28H229L228 26ZM24 26H26V25H24ZM159 26V27H158ZM125 25H123V27L121 28V31L122 32H125ZM139 27H141V28H139ZM216 27V28H215ZM252 27V28H251ZM253 27L256 29H253ZM259 27H261V28H259ZM155 28V29H154ZM162 28V29H161ZM220 28V29H219ZM228 28V29H227ZM223 29V30H222ZM261 29V31H259ZM163 30V31H162ZM203 30V31H202ZM229 30V31H228ZM198 31V32H197ZM201 31V32H200ZM220 31H222L221 33H220ZM253 31H255V32H253ZM257 31H259V33L257 32ZM148 32V33H147ZM151 32V33H150ZM154 32H156V34L154 33ZM160 32H162V33H160ZM187 32V33H186ZM200 32V33H199ZM205 32V33H204ZM115 33V32H114ZM137 33V34H136ZM251 33V34H250ZM258 33V34H257ZM142 34V35H141ZM144 34H146V35H144ZM150 34L152 35V34H154V35H152L151 37H150ZM162 34V35H161ZM227 34V35H226ZM239 34V33H238ZM133 35H134V37H133ZM149 35V36H148ZM159 35V36H158ZM188 35V36H187ZM200 35V36H199ZM145 36V37H144ZM210 36V35H209ZM257 36H258V38H257ZM133 37V38H132ZM144 37V38H143ZM147 37H149V39H147ZM188 37H190L189 38V41L187 40L188 39ZM205 37V38H204ZM65 38H66V40L69 42L70 41V39L68 38V36H65ZM135 39L134 41H132V39ZM181 40H180V39ZM183 38V39H182ZM186 38V39H185ZM203 38H204V40H203ZM151 39H153V41L151 40ZM199 39V40H198ZM202 39V40H201ZM228 39V40H227ZM261 39L263 40V42L261 43L260 41H261ZM148 40V41H147ZM171 40H173V41H171ZM190 40H192V41H190ZM196 40V41H195ZM241 40V41H240ZM247 40V41H246ZM149 41H151V42H149ZM188 41V42H187ZM199 41V42H198ZM206 41V42H207ZM247 43H246V42ZM132 42H133V44H132ZM140 42V43H139ZM144 42H146L145 44H144ZM154 42V43H153ZM172 42V43H171ZM182 42H185V43H182ZM243 42V43H242ZM256 42V43H255ZM258 42V43H257ZM177 43V44H176ZM179 43V44H178ZM200 43V44H199ZM202 43H204V46H203V44ZM209 43H210V41L209 42H207L206 44L208 45V46H210L211 45V43H210V45H209ZM220 44H221V41L219 42ZM248 43H250V44H248ZM114 44V43H113ZM145 45V48H144V45ZM159 44L161 45V46H159ZM244 44H245V46H244ZM258 44V45H257ZM263 44V45H262ZM138 45H141V47L140 46H138V48H134V47H137ZM167 45V46H166ZM170 45V46H169ZM206 45V46H207ZM222 45V44H221ZM220 46V45H219ZM223 46V45H222ZM222 46H220V48L222 47ZM250 47V48H252L251 49V53L254 55H252L250 52H247V51H249L250 49L249 48H246V47ZM203 47V48H202ZM224 47V46H223ZM222 47V48H223ZM244 47V48H243ZM262 47H263V49H262ZM127 48H128V50H127ZM243 48V49H242ZM97 49V50H96ZM246 49V50H245ZM249 49V50H248ZM206 52H205V51ZM221 50V49H220ZM252 50H253V52H252ZM260 50V51H259ZM113 51V52H112ZM126 51V52H125ZM129 51V52H128ZM263 51V52H262ZM96 52V53H95ZM107 52V53H106ZM119 52V53H118ZM125 52V53H124ZM260 52H262V56H263V58H260L261 57V54H260ZM95 53V54H94ZM98 53V54H97ZM200 53V54H199ZM202 53V54H201ZM205 53V54H204ZM208 54V55H207ZM251 55V56H249L248 58H250V60L248 59L247 60V57L245 56V55ZM257 54V55H256ZM199 55V56H198ZM202 55V56H201ZM206 55H207V57H206ZM247 55V56H248ZM257 56H259V58L257 57ZM94 59H93V58ZM98 57V58H97ZM107 57H108V59H107ZM197 57H199V58H197ZM251 57H254L253 59H251ZM105 58L107 59V60H105ZM102 59L104 60V61H102ZM197 59H199V60H197ZM209 60V62H208V64H207V61ZM73 62L71 63V64H75L74 63V61H75V59L74 58H72L71 59ZM207 60V61H206ZM107 61H109V62H107ZM178 61V62H177ZM177 61H175V63L174 62H172V63H174V65L173 66H175V64H176V62H177V64L180 62L179 61V59L177 60ZM197 61V62H196ZM199 61V62H198ZM211 61H213V60H211ZM258 61H257V63H258ZM217 62V63H216ZM254 62V63H253ZM261 63H262V61H260ZM171 63V62H170ZM171 63V64H172ZM198 63V64H197ZM252 63H253V65H252ZM264 63V62H263ZM262 63V64H263ZM88 64H90V62L88 63ZM110 64V65H109ZM111 64H112V66H111ZM177 64H176V66H177ZM119 65V64H118ZM215 65V66H214ZM264 65V64H263ZM262 65V67H263V69L262 70H264V66ZM87 66H89V65H87ZM120 66V65H119ZM175 66V67H176ZM107 67V68H106ZM109 67V68H108ZM111 67V68H110ZM163 67V66H162ZM185 67V68H184ZM258 67H260V66H258ZM257 67V68H258ZM113 68V69H112ZM203 69V70H202ZM208 69H210V70H208ZM106 70V71H105ZM205 70V71H204ZM80 71H82V73L80 72ZM162 71H163V68H162ZM209 71V72H208ZM79 72V73H78ZM86 72V73H85ZM190 72V73H189ZM264 72V71H263ZM178 73V74H177ZM189 73V74H188ZM207 73V74H206ZM253 73V74H252ZM89 75V76H87V75ZM110 74V75H109ZM120 74V75H119ZM122 74V75H121ZM186 74V75H185ZM79 75H81V76H79ZM161 75H162V79H164L165 78V75L163 74V72H161ZM176 75V76H175ZM177 75H180V76H177ZM263 75H264V73H263ZM117 78H116V77ZM120 78H119V77ZM124 76H125V78H124ZM173 76V77H172ZM212 76H213V74H212ZM73 77H75V78H73ZM191 77V76H190ZM112 78V79H111ZM123 79V80H122ZM174 79V80H175ZM73 80H75V81H73ZM115 80H117V81H115ZM126 80V81H125ZM113 81V82H112ZM122 81H123V83H122ZM75 82V83H74ZM129 83V84H128ZM73 84V85H72ZM102 84V85H101ZM124 84V85H123ZM99 85V86H98ZM125 85H126V87H125ZM134 85V86H133ZM191 85V84H190ZM132 86V87H131ZM201 86H202V84L201 85H199V87H198V89H197V92L200 90L199 88H201ZM214 86V85H213ZM124 87V88H123ZM162 87V86H161ZM97 88H98V90H97ZM117 88H119V89H117ZM122 88L123 89H126V90H123L122 91ZM133 88V89H132ZM143 88H145V89H143ZM165 88V87H164ZM167 88V87H166ZM170 89H171V87H169ZM173 88V87H172ZM176 88V87H175ZM88 89V90H87ZM95 89V90H94ZM139 89V90H138ZM158 89V90H157ZM222 89H224V90H222ZM263 89H264V87H263ZM91 90V91H90ZM93 90V91H92ZM143 90V91H142ZM166 90H168V88L166 89ZM173 90V91H172ZM176 90V91H175ZM171 89V92H170V90H169V92L171 93V95H173L172 94V92L174 93V94H176V92H177V88L176 89ZM100 93H99V92ZM118 91V92H117ZM132 91H133V94H136V95H132ZM151 93L154 97H150V98H152V100L151 99H147V100H145L146 98H144V95L146 96V94L148 93ZM159 91V92H158ZM227 91V92H226ZM89 92V93H88ZM91 92V93H90ZM93 92V93H92ZM116 92H117V94H116ZM125 92V94H123ZM131 92V93H130ZM141 92H146L145 94L143 93V95H141ZM196 92V93H197ZM223 92H224V94H223ZM229 92V93H228ZM258 92V91H257ZM264 93V91L263 90H260L258 93H256L255 92V95L256 94H258V99L259 100H261V97L262 96H264V95H261L262 93ZM120 93H121V95H120ZM129 93V94H128ZM148 93V94H149ZM228 93V94H227ZM111 94V95H110ZM126 94H128L127 95V97H125L126 96ZM147 94V95H148ZM150 94V95H151ZM219 94H221V95H219ZM246 94V95H245ZM150 95H148V97L150 96ZM151 95V96H152ZM163 95V96H162ZM217 95H218V97H217ZM261 95V96H260ZM92 96V97H91ZM113 96V97H112ZM122 96V97H121ZM132 96L133 97H135V96H143L142 97V99H141V97H135L136 98V101H135V98H132ZM222 96V97H221ZM102 97V96H101ZM217 97V98H216ZM219 97L220 98H223L221 101L222 102H220L219 101ZM242 97H244V98H242ZM102 98H104V97H102ZM144 98V99H143ZM159 98V100H157ZM213 98V99H212ZM264 97H262V99H263ZM108 99V100H107ZM111 101H110V100ZM118 99V100H117ZM134 99V100H133ZM141 99V100H140ZM177 99V98H176ZM175 99V100H176ZM217 99V100H216ZM256 99H257V95H256ZM257 99V100H258ZM113 100V101H112ZM129 100V101H128ZM143 100H144V103L147 101V103L146 104H144L143 103ZM151 100V101H150ZM157 100V101H156ZM208 100V101H207ZM258 100V101H259ZM116 101V102H115ZM134 101H135V103H134ZM161 103H160V102ZM165 103H167V106H165V104H164V102ZM214 101V102H213ZM252 100H249V102H251ZM256 100H254V102H255ZM141 102V103H140ZM158 103V105H157V103ZM174 102V103H173ZM209 102V103H208ZM213 102V103H212ZM222 104V108L221 109H223V112H225V113H223L222 111H217L218 110V107L220 108V103ZM253 102V101H252ZM257 102V101H256ZM117 103V104H118ZM142 104V105H140V104ZM150 103V104H151ZM164 104V106H162L161 107V104ZM219 103V104H218ZM260 103L262 104H258V102L257 103H254V104H258L259 106H261V107H263L264 108V105H263V101L261 100L260 101ZM117 104L114 106L115 107V110H116V108H118L119 107V105L117 106ZM144 104V105H143ZM150 104H149V106H150ZM162 104V105H163ZM215 104V105H214ZM218 106H217V105ZM230 104V105H229ZM245 104V105H244ZM241 107H247V105H246V102L244 103ZM174 108H172L171 106ZM177 105V106H176ZM223 105H224V107H225V105L227 106L226 107V109H228V110H225V108H223ZM249 105H251V104H249ZM257 105V106H258ZM141 106H143V107H141ZM148 106V105H147ZM148 106V108L150 109L151 107H149ZM158 106H160V108H159V111H160V115L159 114H157L159 111H158V109H157V107ZM206 106V107H205ZM212 106V107H211ZM217 106V107H216ZM231 106V107H230ZM257 106H255L254 105V107H256V108H250L251 106H249V108H248V112L246 113V111H245V113L246 114H248L249 116H250V120H258V119H260L261 117H260V115H259V117L260 118H258V115H255V113L256 112H258V114L259 113H261L264 109L263 108H261L260 107V109L259 110H261V111H254L253 109H257ZM130 107H128L129 109H131ZM164 107H168L167 108V110H166V108H165V111H164ZM208 107H210V110L208 109ZM147 108V110H149ZM163 109V111H161L162 109ZM217 108V109H216ZM234 108H235V105H234ZM237 108V109H238ZM84 109V108H83ZM141 109H140V113H136V114H134L135 112H132V110H129V113L130 114H128V116H129V118L130 119H133V120H135V118H136V120L137 119H141L144 115H145V119L147 118V116H146V114H143L142 112H141ZM220 109V110H221ZM236 109V110H237ZM240 109V108H239ZM244 109V108H243ZM249 109H252L253 111H254V113H252V114H249L251 111H249ZM85 110V109H84ZM151 110V109H150ZM215 110V112H213ZM235 110V109H234ZM111 111V110H110ZM112 111L115 113V111H114V108L112 109ZM117 111V110H116ZM168 111V112H167ZM178 111V112H177ZM228 111V112H227ZM231 111V112H230ZM239 111V110H238ZM241 111V110H240ZM147 112V111H146ZM174 112H173V114H174ZM177 112V113H176ZM210 112H211V114H210ZM216 112H220V113H216ZM230 112V113H229ZM133 113V114H132ZM169 113V114H168ZM205 113V114H204ZM221 113H223V116L221 115ZM237 113V112H236ZM235 113V114H236ZM245 113H239L240 114V116H239V114L237 113L236 115V117H241V115H246ZM264 112H262L261 113V116H263L264 114H263ZM109 114H110V112H109ZM131 114L133 115L132 117H131ZM140 114H143V115H141L140 116ZM175 114L173 115V116H171V117H175ZM200 114H198V115H200ZM227 114V115H226ZM231 114V115H230ZM82 115H84V114H82ZM115 114H113V116H112V113L110 114V116H111V119L110 120H112L111 121V123H112V126H109L108 124H109V121L107 122L106 120H104L103 122L101 121V120H103V119H105V118H102L101 120H98V121H95L94 120V122H93V124H92V126L93 127H102V130H101V134H102V136L100 135V133H98V132H95V130L94 131H92L91 132V135H90V137L88 138V139H85V140H83L82 142H81V146H80V149H82V150H84V149H88L90 152H92L93 154H91V156H90V164H89V166L88 165H86V166H83L82 167V164H79V167H80V165H81V167L79 168V170L77 171V177L75 176L76 175V172H75V181H76V183L78 184V185H75V188H74V190H73V192H72V196L74 197V199H75V203L76 202H78V200L83 196V194H84V192H85V189L87 188V182H92V184H99L100 185V188H99V190H100V193H98V194H94V195H101L100 197H101V200H100V197H99V200H100V203L103 205V207H104V209H103V217H101V221H99V222H95V223H93L92 225L90 224V223H87V224H85V227H83L84 229V232L85 233H83V235L85 236H79V235H75V242L77 243V242H80L81 243V247L78 249L77 248V250H79V251H77L78 252V254L79 255H81V253H82V251L84 250V246L83 245H85V253H87L88 254V250L91 248V251H90V255H91V258H93V260L95 261V260H97L96 259V257H99L100 259L103 257V259L102 260H100V259H98L97 260V262H92V260H91V263L92 264H111L110 262L112 261V262H114V261H116V264L118 263V264H122V262L123 263H125V264H132V258H131V256H129V254H128V252H127V245H126V242H125V240H123L124 238H125V236H124V234H125V232H126V230H125V223H124V221L121 219V218H123L124 219V217L123 216H125V208L129 211V207H130V205L132 204L131 202L132 201H130V199L129 198H131V200H134L133 199V197L135 196V198H137L138 196H140V197H138V199L140 200H138V199H136V203H137V201L138 202H140L139 203V205H137V206H140V204L142 203L141 202V200H144V202H150L149 204H151V202L154 200V198H153V196L154 197H157L158 196V194L157 193H159L157 190L156 191H154V190H152V192L149 194V192H148V194H146L147 192V190H150L151 191V189H153V188H155L154 187V185H152V181H153V183L154 184H156L155 182H162V181H165V180H167V178L169 177V175L171 174L169 171V168L170 169H172L171 167H173V170H175L174 168L176 167L175 165L177 164V167H176V169L178 168V167H180V168H185L186 167V165H187V167H186V170H184V172H187V168L188 167H191V166H193V162H195V161H193L194 160V157H195V159H196V155H199L197 158L199 159L200 158V161L202 162L203 161V159L205 158V156L204 155H201V154H203V152H202V150H200L199 151V149L197 148V149H193V148H195V147H193V146H191V147H193V148H188L189 147V144L191 143L189 140H190V138L192 137H188L187 138V136H190V135H192L193 133V131L194 130H192V129H190V128H186V129H190L189 131L191 132V134H190V132L188 131V132H186V129H185V131L183 130L182 132H186V133H184L185 135L183 136V133L181 132V137H180V141L178 142V138H176L177 139V141H176V139H175V141H174V139L173 138H171L175 133H177V131H176V129H175V131L176 132H174L173 133V129H174V127H176V125H173V128H171V130H172V132H171V130H170V128L168 127V126H170L171 124V122H169V121H167L166 123V129L165 128H163L162 126H164L165 127V123H164V125L162 124V121H159V124H161V125H159L158 124V121H156L155 122V127L157 128V130H156V128H155V133L158 135L159 134V137L157 136V135H155L153 138H151V135H150V132H151V130H149V127H148V125L150 124L149 122H147V121H144V122H142V121H136V122H128V123H124V122H122V121H119V120H117L118 119V117L116 118V116H114ZM135 115V116H134ZM247 115V116H248ZM169 116V117H170ZM226 117V119H227V121H226V119H225V117ZM247 116H245V117H247ZM253 117V119H251L252 117ZM254 116H255V118H254ZM114 119H113V118ZM168 117V118H169ZM198 117V116H197ZM207 117H206V119H207ZM232 117V118H233ZM242 117H244V116H242ZM144 118V117H143ZM180 118V117H179ZM219 118L218 119H214L213 121H215V120H217V121H219V122H217V121H215L214 123H216L217 122V124L219 125V126H216L215 124V126H216V129L217 128H219V127H221V121L219 120ZM263 118L264 117H262V119H260L263 123H261L262 125L260 126V129L259 130H262L261 129V127H263L264 126V120H263ZM115 119H116V121H115ZM208 119H211V118H208ZM208 119H207V122H208ZM235 119V118H234ZM237 119V118H236ZM235 119V120H236ZM249 119V118H248ZM170 120V119H169ZM200 120H203V122H201ZM222 120V119H221ZM255 120V121H256ZM100 121H101V124H100ZM115 121V122H114ZM166 121V120H165ZM164 120H163V122H165ZM252 121V122H253ZM260 121V122H261ZM122 122V123H121ZM200 122V123H199ZM237 122H239V121H237ZM259 122V121H258ZM258 122H256L257 124H255V125H258ZM113 123H115V126H114V124ZM117 123V124H116ZM120 123V124H119ZM210 122H208V123H206V125L207 124H209ZM239 123H241V122H239ZM239 123H235V126L234 127H236L237 128V125H241V124H239ZM97 124V125H96ZM105 124V126L103 127V125ZM107 124V125H106ZM125 124H127V125H125ZM137 124H140L141 125V127H142V130L141 131H139L138 133L136 132V131H131V127L132 126H134L135 128H136V126H138ZM211 124V123H210ZM260 124V123H259ZM122 125L123 127H126V126H128V127H126V129L125 130H121L122 129V126L120 127V126ZM125 125V126H124ZM199 125V126H198ZM243 125H244V128H245V124H243L242 123V127H243ZM253 125V124H252ZM252 125L250 126L252 129H253V127H252ZM111 127V130L108 132L107 130H106V128L107 127ZM172 126V125H171ZM197 126V127H196ZM225 125L224 126H222L221 128L222 129H225V127H226ZM233 126V125H232ZM247 126V125H246ZM160 127H162V128H160ZM200 127V128H199ZM224 127V128H223ZM241 126H240V130H238L239 131V136H238V140L241 142V144L239 143V141H237L238 143H237V145H235V146H233V148H231L232 146L231 145H229L230 146V149H233V151L231 152V151H229V153L228 152H224L223 154L224 155H221L220 157H223V159L225 158V157H229L228 159L227 158H225L226 160H225V164L226 165H228V162H229V164H231L232 163V165H234V168H235V164H237L236 165V167H237V169L238 168H240V164L242 163L241 161L242 160H244V158H242L243 157V155L247 152L246 150H248L249 152L250 151H252V150H254V149H250L251 147H253V145H252V143L254 142V141H256L257 139L256 138H258V133L260 134L261 132H257V133H253V131H250V132H252L251 134H250V132H248V134H247V132H245V131H249L250 129L247 127V129L245 128H242ZM131 128V129H130ZM199 128V129H198ZM210 128H214V126H211ZM244 129L245 131H242V129ZM256 128H257V126L256 127H254V131H256ZM105 129V130H104ZM117 129V130H116ZM121 131H120V130ZM216 129L214 130V132H216V135L219 133V134H226V135H229L228 134V131L225 129V130H221V132H219L220 131V128L219 129H217V131H216ZM251 129V130H252ZM257 129V131H259ZM162 130H164V131H162ZM166 130H168L167 132H166ZM213 130V129H212ZM116 131H118V132H116ZM120 131V132H119ZM150 131V132H149ZM224 131V132H223ZM241 131V132H240ZM262 131H264V130H262ZM104 132V133H103ZM160 132V133H159ZM118 133V134H117ZM173 133V135H171V134ZM201 133H202V131H201ZM204 133V132H203ZM230 133H232V135L230 134L229 135V137H230V139L232 138V137H234V135H233V132L231 131ZM242 133H246V135H247V137H248V135L250 136V135H254V134H257V136H252V137H254V138H245L246 136H242ZM97 134H99V135H97ZM198 134V135H199ZM150 135V136H149ZM168 135H169V138H167L168 137ZM171 135V136H170ZM193 135H195V134H193ZM198 135H196V136H198ZM201 135V134H200ZM243 135H245V134H243ZM261 135V134H260ZM262 135H263V137H264V132L262 133ZM262 135H261V137H262ZM93 136H94V138H95V140H94V138H93ZM104 136V137H103ZM134 136H137V139H136V141L134 142L135 143V146L136 147H133V146H131V140H133V137ZM161 136V137H160ZM163 136L164 137H166V140H164V138H163ZM219 136V135H218ZM241 136L243 137V138H241ZM124 137V138H123ZM157 137V138H156ZM220 137H222V136H220ZM228 137V136H227ZM101 138V139H100ZM154 138H156V140L154 139ZM163 138V139H162ZM171 138V139H170ZM188 140H187V139ZM193 138H194V136L191 138V141H192V143L194 142L193 141ZM240 138V139H239ZM94 141H93V140ZM123 141H122V140ZM167 139H170L169 141L167 140ZM173 139V140H172ZM195 139H197L196 137H195ZM229 139V140H230ZM241 139H243V140H241ZM255 139V140H254ZM87 140H91V141H93V142H91V141H87ZM159 140H161V141H159ZM172 140V143L170 142ZM107 141V142H106ZM111 141V142H110ZM148 141H151V144H149L150 146H152L153 147V153L154 152H156V154L158 153V149L159 148H157L156 146H160V150H164L165 148L167 149V158H166V160H165V164L161 161V160H155V161H145L142 157H143V153H145V148L146 147H148V146H146V147H142L143 146V144H145V143H147ZM155 141V142H154ZM165 141H167V142H170L171 144H167V142H165ZM231 141H232V139H231ZM185 145V144H187V145H185V148H184V145H182V143ZM186 142H188V143H186ZM190 142V143H189ZM195 142H197V140H195ZM245 142V143H244ZM248 142V143H247ZM99 143H100V145H99ZM174 143V144H173ZM232 143V142H231ZM97 146H96V145ZM110 144V145H109ZM243 144V145H242ZM248 144V145H247ZM254 144V143H253ZM99 145V146H98ZM125 145V146H124ZM178 145H180L182 148L181 149H185V150H183V151H181V152H179V149H178ZM239 145V146H238ZM118 148H117V147ZM124 146V147H123ZM164 146H165V148H164ZM236 146H238V147H236ZM251 146V147H250ZM176 147V148H175ZM234 147H236V148H243V149H241V150H245V153H244V151L242 152V154H240V151H239V149L237 150L236 148V150H237V152H235V154L236 153H238V154H236L237 156H235V157H237V158H235L234 156H233V154H234V151H236V150H234ZM248 147H249V149H248ZM96 148V149H95ZM125 148V149H124ZM200 149H201V147H199ZM245 148V149H244ZM117 149V150H116ZM124 149V150H123ZM144 149V151L142 152V150ZM173 149V150H172ZM178 151H176V150ZM187 149L189 150L190 149V151H191V149H192V151L189 153V151H187ZM126 150V151H125ZM159 150V151H160ZM170 150V151H169ZM193 150H194V152H193ZM197 150V151H196ZM94 151V152H93ZM175 151V152H174ZM196 151V152H195ZM199 151V152H198ZM239 151V152H238ZM185 152H187V153H189V154H191V155H187V154H185ZM192 152L193 153H196V155L194 156H192ZM202 152V153H201ZM233 153V154H231V153ZM180 153H182V155L180 154ZM197 153H200V154H197ZM98 154V155H97ZM119 154V155H118ZM123 154H124V156H123ZM179 154V155H178ZM183 154H184V156H183ZM226 154H227V156H226ZM228 154H229V156H228ZM231 154V155H230ZM131 156V158H132V156H134L135 158H136V155L138 156H140V157H137V161H133V159L131 160L132 162L131 163H129L128 164V167H129V170L127 169V162H126V160H125V158L127 157V156ZM142 155V156H141ZM185 155H187V156H192V158H193V160L191 161V159H190V163H188V162H185V160L184 159H186L185 158ZM240 155H242L241 157H240ZM96 156V157H95ZM186 156V157H187ZM202 156H204V158L202 157ZM230 156H231V158H230ZM232 156H233V158H235L234 160H236L237 159V161L235 162V164L233 163V158H232ZM124 157V158H123ZM178 157V158H177ZM180 157H182L181 159H180ZM183 157H184V159H183ZM201 158H202V160H201ZM241 158V159H240ZM169 159V160H168ZM182 159H183V161H182ZM189 159L187 158V160L186 161H189ZM88 160H89V158H88ZM108 160V161H107ZM181 160V161H180ZM228 160V161H227ZM239 160V161H238ZM241 160V161H240ZM100 161V162H99ZM167 161V162H166ZM178 161H180V163L178 162ZM196 161H197V159H196ZM200 161H198L197 163H200ZM135 164H134V163ZM137 162V163H136ZM170 162V163H169ZM172 162H175V163H173L172 164ZM177 162V163H176ZM183 162H185L186 163V165H184V164H181V163H183ZM222 162H223V160H222ZM238 162H240V164L238 165ZM126 163V164H125ZM191 163H192V165H191ZM119 164V165H118ZM180 164V165H179ZM190 166H189V165ZM115 165V166H114ZM124 165H126V166H124ZM181 165H184L183 167H181ZM248 165V166H247ZM246 165V167L248 168V167H250L249 166V164H247ZM118 166V167H117ZM144 168V170L142 169V167ZM213 167L215 166V167H217L218 166V164H213L212 165ZM211 165H210V167H212ZM229 166V165H228ZM239 166V167H238ZM107 169H106V168ZM147 167V168H146ZM214 167V168H215ZM231 167V166H230ZM97 168V169H96ZM263 168H264V166H262V168L260 167V169H262L263 170ZM81 169V170H80ZM103 169H105L104 171H103ZM119 169V170H118ZM126 169H127V171H126ZM97 170V171H96ZM107 170V171H106ZM159 170H163L164 171V175L162 174V173H159L160 175H163L162 177L163 178H161L160 180H158L160 177L158 176L159 174H158V171ZM168 172H167V171ZM171 171V172H174V171ZM214 170V169H213ZM216 170V169H215ZM239 171L237 172V173H242L243 171H240L241 169H238ZM257 170V169H256ZM258 170H259V168H258ZM84 171V172H83ZM88 173H87V172ZM129 171V172H128ZM249 171H251V170H249ZM261 171V170H260ZM79 172V173H78ZM136 172V173H135ZM146 172H149V174H147ZM189 172V171H188ZM233 172H235L234 174H236V170H233ZM259 171H256L255 173L257 174ZM263 172H264V170L262 171V172H260V173H258V176H260V178L258 177L257 178V176H255V178H257V183H260V181H261V183H264V179H262V177L264 176V175H262L263 174ZM121 173V174H120ZM129 174V177L131 178V176H132V173L134 174V176L135 177H133L132 176V178L130 179V178H127L128 176V174ZM137 173H138V175H137ZM139 173H142V175H144L143 173H146L147 175H144L145 176V178H144V176H143V178L144 179H142L141 177V174H139ZM169 173V174H168ZM246 173H249V172H246ZM246 173H245V171L242 173V175H241V178H243V179H239V176L240 175H238L237 174V178L239 179V180H241L240 182H242V184H245V186L244 187H247L248 185L247 184H249L250 183V177H248L247 175H246ZM251 173V172H250ZM262 173V174H261ZM82 174V175H81ZM97 174V175H96ZM104 174V175H103ZM110 174V175H109ZM186 174H188V173H186ZM190 174V173H189ZM255 174V175H256ZM79 175V176H78ZM87 176H88V178H87ZM79 177V178H78ZM84 177L85 178H87V179H89V180H86V179H84ZM126 179H125V178ZM136 177H138V182H139V179L142 181V180H144L145 181V179H147V181L146 182H148V183H145L144 182V184H142V182L140 181V186H137V185H139L138 184V182L136 181L137 180V178ZM147 177V178H146ZM157 177H159V178H157ZM248 177V178H247ZM135 179V181H134V179ZM246 178H247V180H246ZM103 179V180H102ZM132 179H133V181L135 182H133L132 183ZM162 179H165V180H162ZM232 179V178H231ZM86 180V181H85ZM95 180V181H94ZM126 180H128L129 182H131L132 183V186H133V184H134V186L133 187H130V185H131V183H130V185H129V187H127V185L129 184V182H126ZM233 180H234V178H233ZM232 180V181H233ZM239 180H238V182H239ZM109 181V182H108ZM149 181H151V182H149ZM183 181L185 182V181H187L186 179H183ZM231 181V180H230ZM236 181V183H237V180L235 179L233 182H235ZM244 181V182H243ZM86 182V183H85ZM97 182H99V183H97ZM112 183V184H111ZM137 183V184H136ZM149 183H150V186L152 185L153 186V188H150V186H149V188H148V186H147V184L149 185ZM236 183H234V184H236ZM260 183V184H261ZM83 184V185H82ZM102 184H104V185H102ZM121 184V185H120ZM141 184L143 185V188L145 187V184H146V189H144V190H146V191H143L142 193L144 194V195H142V193H140V194H138L137 193V197H136V195L135 194H133V195H131L132 194V191L131 190H133V188H135L136 186H137V188L138 187H142L141 186ZM233 184V183H232ZM98 185V186H99ZM120 185V186H119ZM126 185V186H125ZM84 186H85V188H84ZM102 186V187H101ZM249 186H250V184H249ZM83 187V188H82ZM104 187V188H103ZM120 187V188H119ZM156 187H157V185H156ZM103 188V189H102ZM119 188V189H118ZM127 188H128V190H127ZM132 188V189H131ZM143 188H138L137 189V191L139 192V190H142ZM232 188V186H230V189ZM263 188V190H264V186L262 187ZM232 189H235L234 187L232 188ZM249 190H250V188H248ZM248 189L247 188H245V191L246 192H249L248 191ZM129 191V192H128ZM104 192V193H103ZM145 192V193H144ZM154 192H156V193H154ZM106 194V195H105ZM122 194V195H121ZM93 195V194H92ZM160 195V194H159ZM246 195V194H245ZM76 196V197H75ZM131 196H133V197H131ZM247 196V195H246ZM92 197V196H91ZM98 197V196H97ZM97 197H93V200L92 201H94V199L96 200H98V198ZM103 197H104V199H103ZM129 197V198H128ZM142 197L144 198V199H142ZM107 198V199H106ZM114 198V199H113ZM78 199V200H77ZM112 199V200H111ZM127 200L128 199V201L127 202H125V200ZM153 199V200H152ZM256 199H257V201L255 202V203H253V205L255 206V207H257L256 205H257V203H258V207L257 208H260L261 206L262 207H264L263 205H264V201H258L259 200V196H256ZM99 200L96 202V204H100L99 203ZM121 200H122V202H121ZM152 200V201H151ZM109 201V202H108ZM130 201V202H129ZM128 202H129V207H126L127 206V204H128ZM135 202L133 201V204L132 205H134L135 204ZM250 203V202H249ZM248 203V204H249ZM252 203V202H251ZM263 203V204H262ZM100 204V205H101ZM114 204V206H112ZM118 204V205H117ZM122 205V208H121V206L120 205ZM138 204V203H137ZM242 204H243V202H242ZM262 204V205H261ZM105 205V206H104ZM247 206L248 207V205H247V202H246V204H244V206ZM252 205V206H253ZM76 206V205H75ZM136 206V205H135ZM134 206V207H135ZM243 206V205H242ZM250 206V205H249ZM253 206V207H254ZM117 207H118V209H117ZM120 207V208H119ZM129 208V209H128ZM248 208H250V207H248ZM111 209V210H110ZM122 210V211H121ZM124 210V211H123ZM263 210V209H262ZM118 211V212H117ZM256 211V216H257V212L258 213H260V215L257 217V220H258V222H257V220L255 221V222H257L258 224H256L255 222H254V224H251L252 226L251 227H253L252 229H253V231H252V229H251V231L252 232H255V230L256 231H258V230H260L261 232L259 233V232H257V233H251V231H250V233H251V235L253 234L254 236H255V234H258V236H256V238L254 239L253 237H251L250 236V233L248 234V233H246V234H248V237H250V240L253 238V240H251V242L250 243H248V241L247 240H249L248 238H245L242 234H240V235H238L237 237H240V238H238L239 239V241H238V239H235V242H234V240L232 239V241H233V244L231 245L230 244V246H229V244H228V242H224V241H227L226 239H220V240H218L219 242H217V244L219 243V245H221L223 242H224V244L226 243V245L227 246H229V247H224V244H222L221 246H216V244H215V248L213 247V248H210V250H209V248H208V251H207V253L209 254V251H212L214 254L216 253V251L215 250H217V252L220 254V258L219 257H213V253L212 252H210L212 255H211V257L212 258H207V260L210 262L209 264H214V263H216V262H214V258L215 259H217V258H219V262H217V264H228V262H230L229 260H233V259H237V258H239V254H240V256L243 254V252H244V254H247V256H249V257H252L251 259L249 258V257H246L245 258V255L243 254L242 255V257H240V261H243V260H245V259H248L249 258V260L248 261H250L251 263H253V262H255V263H253V264H264V220L262 219L263 218V215L261 214V212L263 213L264 212V210L263 211H261V212H259V211H257V210H255ZM255 211H251V212H255ZM123 212V213H122ZM121 213V214H120ZM144 213V212H143ZM117 214H120V216L122 215V217H120V216H118ZM254 214V215H255ZM250 215H252V213L250 214ZM118 216V217H117ZM261 216H262V218H261ZM110 217V218H109ZM114 219H113V218ZM175 218V216L172 214L171 215V217H170V219H169V221H172V219H174ZM259 218V219H258ZM102 219H103V221H102ZM119 219L121 220V221H123V222H121V221H119ZM109 220V221H108ZM252 220H253V218H252ZM260 220V221H259ZM251 221V220H250ZM254 221V220H253ZM114 222V223H113ZM116 222V223H115ZM121 223V224H120ZM122 223H124V224H122ZM261 223V224H260ZM96 224H97V226H96ZM250 224V223H249ZM261 226H260V225ZM121 225H124L123 227H121ZM253 225H259L260 226V228L261 229H259V227H255V226H253ZM108 226V227H107ZM114 226V227H113ZM86 227H87V229H86ZM96 227V228H95ZM250 227V228H251ZM90 228V229H89ZM110 228H112V229H110ZM116 230H115V229ZM118 228V229H117ZM123 231V233H122V231ZM125 230V232H124V230ZM100 231L103 233H100ZM117 231V232H116ZM104 232H106V233H104ZM115 232V233H114ZM121 233V234H119V233ZM217 232V231H216ZM91 234V235H90ZM122 234H123V236H124V238H123V236H122ZM245 234V233H244ZM246 234H245V236H246ZM98 235H100V236H98ZM112 236V237H111ZM120 236L122 237V239L120 238ZM244 238H243V237ZM237 237H235V238H237ZM242 237V238H241ZM83 238V239H82ZM117 238V239H116ZM119 238H120V240H119ZM224 238V237H223ZM85 239H86V241H85ZM246 239V240H245ZM83 240V241H82ZM123 240V242H125V244H123V242H121ZM236 240H237V242H240V240H241V242L240 243H242V244H240V243H237L236 242ZM247 241V242H245V241ZM88 241V242H87ZM94 241V242H93ZM119 243H118V242ZM242 241H244L245 242V245H244V243L242 242ZM83 242H87L86 244H83ZM231 242V241H230ZM90 243V244H89ZM239 244V246L237 245V244ZM235 244H236V248L234 247L235 246ZM124 245H125V247H124ZM225 245V246H226ZM94 246V247H93ZM122 246V247H121ZM232 247V248H231ZM94 249V251H93V249ZM122 248V249H121ZM219 250H218V249ZM223 248L226 250V252H225V250L223 251ZM101 249V250H100ZM121 249V250H120ZM220 249H221V252H220ZM247 249V250H246ZM235 250H237L238 251V254L237 255H233L234 254V252H235ZM248 250H249V252H248ZM81 251V252H80ZM215 251V252H214ZM228 251H229V253H228ZM241 251H243V252H241ZM80 252V253H79ZM83 252V253H84ZM91 252H92V254H91ZM94 252V253H93ZM128 255H126L125 253ZM223 252H224V254H223ZM231 252H233V254H231ZM246 252V253H245ZM252 252V253H251ZM117 253V254H116ZM218 253H216L215 255L217 256H219V254ZM98 256H97V255ZM230 254V255H229ZM78 255V256H79ZM95 255V256H94ZM122 255H124V256H122ZM214 255V256H215ZM108 256L110 257V258H108ZM117 256V257H116ZM210 256V254L208 255V257ZM227 257V259L225 258V257ZM232 256H233V258H232ZM117 258V259H114V258ZM127 257H129V258H127ZM244 257V258H243ZM78 258V260H79V257H77ZM121 258V259H120ZM228 258H232V259H228ZM242 258V259H241ZM107 259V260H106ZM122 259H124V260H122ZM104 260V261H103ZM122 260V261H121ZM128 262H127V261ZM129 260H131V261H129ZM221 260V261H220ZM224 260H225V262H224ZM228 260V261H227ZM253 260V261H252ZM80 261V260H79ZM85 261H87L88 262V260H86L85 259ZM121 261V262H120ZM208 261H206L207 262V264H208ZM211 261H213L212 263H211ZM216 261V260H215ZM217 261H218V259H217ZM235 261V262H234ZM234 261H232L234 264H236V260H234ZM247 260H245L244 262H241V264L243 263V264H245V262H246ZM82 262V261H81ZM102 262V263H101ZM88 263H90V261L88 262ZM90 263V264H91ZM240 263V262H239ZM230 264V263H229Z\"/></svg>", "mask_w": 264, "mask_h": 264}, {"label": "crops", "instance_id": "3", "mask_svg": "<svg viewBox=\"0 0 264 264\" xmlns=\"http://www.w3.org/2000/svg\"><path fill=\"white\" fill-rule=\"evenodd\" d=\"M23 23L24 21L17 14L13 19L9 18L16 64L14 132L18 167L22 165L31 168L27 178L22 181L18 180L19 192L20 196L28 192L30 188L31 194L38 192L31 206L23 210L31 264H79L76 257L78 253L74 247L76 243V228L73 225L75 199L71 191H57L54 187L50 191H43L41 180L45 181V177L42 170L45 161L55 155L69 160L71 167L75 166L76 172L79 164H82V167L89 165L91 161L87 158L93 153L87 149H80L81 142L88 139L94 130L101 133L102 127L96 128L92 124L94 120L98 121L105 117L107 119V116L110 120L109 110L111 108L106 105L110 104L112 108L113 105L99 94H95L96 97L94 95L93 99L89 95L83 99L71 93L73 90H71L69 69L75 53L73 49L78 47V43H70L63 36L41 38L36 33L35 27L24 26ZM37 40L48 43V48H39ZM191 58L195 59L191 54L181 57L182 60L189 59V63ZM113 60L120 65L122 71L127 73V79L131 84H137L140 87H154L160 84L159 87L163 85L165 87L167 83L163 81L161 75L163 64L156 58L113 56ZM223 62L225 63L223 67L213 73L214 83L217 86L229 88L231 85L244 86L249 83L248 70L235 71L230 69L232 60ZM172 80L169 79L168 82L173 83ZM169 83L166 86L170 85ZM66 115H69L68 117L73 121L70 118L68 120ZM136 121L139 120L133 122ZM108 125L112 126L111 120ZM74 126L79 128L75 129ZM109 126L106 128L108 132L111 130ZM131 128V131L135 129L134 126ZM136 139L137 136H134L131 146L136 147L134 143ZM147 144H151V141L143 146ZM160 146H156L159 148L156 154L157 151L153 153L154 149L149 145V152L145 155L149 157L142 158L149 162L157 159L164 163L167 158V149L164 146L165 149L160 150ZM71 149L72 152H70ZM77 161L78 164H75ZM142 169L144 170L143 167ZM146 173L149 174V172Z\"/></svg>", "mask_w": 264, "mask_h": 264}, {"label": "built area", "instance_id": "4", "mask_svg": "<svg viewBox=\"0 0 264 264\" xmlns=\"http://www.w3.org/2000/svg\"><path fill=\"white\" fill-rule=\"evenodd\" d=\"M13 1L17 4V12L26 17L23 24L35 27L36 33L41 38L62 37V32H67L72 39L94 44L111 42L115 23L126 18L128 6L131 3V0ZM37 44L39 48H48V43L45 44L43 41L37 40ZM61 159L55 155L46 160L42 170L45 177V182L41 184L43 191H50L52 187L57 191H70L72 188V167L67 161ZM30 172V167L20 165L17 172L19 181L27 178ZM30 189L22 194L24 209L31 206L38 194V192L31 194ZM74 247H81V243H75ZM110 263L116 264V261Z\"/></svg>", "mask_w": 264, "mask_h": 264}, {"label": "water", "instance_id": "5", "mask_svg": "<svg viewBox=\"0 0 264 264\" xmlns=\"http://www.w3.org/2000/svg\"><path fill=\"white\" fill-rule=\"evenodd\" d=\"M16 64L9 19L0 0V264H31L16 175Z\"/></svg>", "mask_w": 264, "mask_h": 264}, {"label": "flooded vegetation", "instance_id": "6", "mask_svg": "<svg viewBox=\"0 0 264 264\" xmlns=\"http://www.w3.org/2000/svg\"><path fill=\"white\" fill-rule=\"evenodd\" d=\"M5 10L7 11V15L10 19H13L14 15H16V5L14 2L10 0H4Z\"/></svg>", "mask_w": 264, "mask_h": 264}]
</instances>
